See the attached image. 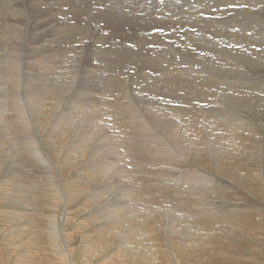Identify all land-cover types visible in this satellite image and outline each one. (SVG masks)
<instances>
[{
    "label": "rangeland",
    "instance_id": "obj_1",
    "mask_svg": "<svg viewBox=\"0 0 264 264\" xmlns=\"http://www.w3.org/2000/svg\"><path fill=\"white\" fill-rule=\"evenodd\" d=\"M65 1V2H64ZM72 1V2H70ZM101 1V2H100ZM104 0H63L64 2V6L63 4L56 7L55 9H51L50 10V13L52 14H48L46 15L47 16V19H46V22H47V25L42 28L41 30L48 32L51 34L56 33L54 36L52 35L51 36V40H52V43H54V45H52L50 51H51V55L49 56L48 54H41V55H45V56H41V55H37L36 54H31L30 53V50H26L25 48V42L27 41L26 39L29 38L30 34H29V29L27 27H29L28 25H30V20L33 19V23L34 24H37L39 22L42 21V19H38L36 20V17L35 15L38 14V11L36 9V5L33 3L34 1L33 0H18V5H17V9L20 10H16V14L18 19H17V22L16 23H12L14 24V26L12 24H7L9 25V27L7 28H4L3 30L0 29V51H2L0 54V60H4L3 62H0V65H3L0 67V78L1 80L3 79L4 82L8 81L9 78H11L10 81H8V83H4L3 80L0 82V96L1 100H0V121L2 120H8V121H3L0 123V264H139V262L135 261V260H130V261H127L128 258H130L127 254V251H126V248L124 247V245L122 246V249L119 250V251H116L118 245H119V238L116 237L114 234H112L113 236V239H111V237L108 235L106 236V238L104 239V241L102 243H97L96 241H101L100 240V232H99V229H102V227H105L104 225H112V223L110 224V221L113 222V223H116L118 224V222L116 221H112L114 220L115 217H112L113 215L115 216V212H114V207L115 205L119 204V206L121 207H124V209L126 210V208L128 209L126 211V214H132V211L135 210V208L137 209L138 206L140 205V203L142 204V202H151L152 204H154V206L156 205H163V206H166L168 205V202H154V200H152L150 197L147 199L148 197V193L144 192L143 190L140 191V193H144L142 194V196L144 197H140V193L139 190L138 192H136L134 189L137 190V187L141 186L143 181L147 179V177L150 175H147V177H145L144 179V173L143 171H140L142 169H146V168H149V166H145L143 164L144 167H142V165L140 163H142V161L137 158L135 155L134 152L130 151L132 150L131 146L129 149L128 145L125 144L124 142V145H126V147L121 143V141H125V134H123L122 136V132L124 133V129H121L123 127L119 126V124H117L118 126L116 127L115 123L113 122V112L115 114V116L117 115L115 112L119 109V111H121V109L123 108V103H125V101H123L124 99L122 98L121 99V96H119L120 94L117 95V91L114 89V88H111V87H108L106 88L105 90L107 91H103V84H101L100 86L98 85L97 89H98V92L96 93V95L91 98H95L93 100H88L90 101L91 105L93 106H97L96 108L99 109V112L98 114L95 115L96 118H98L100 121L99 123L100 124H97L96 121L95 123L99 126L97 129H94V128H86L88 127L87 124H89V122L87 120H90V116H86V112L84 113L85 115L83 114H77V112L74 113V115L72 117H69V116H64L62 115V110L65 108V107H68V106H73V107H76L77 109L79 110H86V108L84 109L83 107H81L83 105L82 101L84 99H86L85 97H81V96H84L86 95V93H80V94H77L76 90L78 89L76 86L78 85V87H84V85L82 84L83 80H84V75L83 73H80L79 71H72L71 69H69V60L70 57H74V51H70L72 49V46H76V47H79V48H83L82 51L84 52H81V64L79 67H77V69L79 70H82V71H87L90 73V75L93 77L94 81H96L97 79H100V77L104 80H108V79H116L117 80H122L124 81V85H127L131 91V95L132 96H136L138 98H141V97H144V98H148V100H150V102L153 100V101H163V99H168V100H165V104L167 105H170V106H182L181 104H183V102L181 101V99L179 98H176V96L172 97V96H161V95H157L153 90L147 88V81H146V78L145 77H155L156 79H163L165 77V75L163 74L164 71H172L173 69H179V68H182V69H186L188 65V67H190L189 69L192 70V74L193 72L195 73L194 69H199V67L201 68L200 70V74L201 76L203 77L205 74L206 75H209L213 72V70H217L219 67H226L227 69H230L231 66L233 69L235 65H238V64H242L244 62V60L247 61V58H248V61L252 64H251V67L253 68L252 70H247L248 73H252V75H254L256 77V79H264V20H262L263 22L261 23V19L264 18V10L262 11V7H259L258 5H252L254 3L253 0H250L249 2L251 3H248V1L245 3V1L243 0H233L231 2H229L228 0H172L173 1V4L174 6H170V4L166 3L168 2L169 0H151L149 2V0H105V4L103 2ZM121 2L122 5L125 7L124 11L125 12H131L130 13V17L131 19H134L135 21H137V23L135 22L134 24V27L135 28H130V26L128 25H121V28L123 27V30L127 33H119V35H117L115 32L113 33V30H114V27L111 25L110 27L108 26H105L104 23H99L98 25H94L93 26V22L90 20V16L85 12V9L88 8L89 6L92 7V5H94L93 7H95L96 9H100V10H105L108 6H110L111 4H117L118 2ZM128 1V2H127ZM160 1V2H159ZM188 1V2H187ZM196 1V4L195 2ZM201 1V2H200ZM203 1V2H202ZM218 1V2H216ZM221 1V2H220ZM22 2V3H21ZM25 2V3H24ZM27 2V3H26ZM29 2H31L33 6H30ZM69 2V3H68ZM85 2V3H84ZM107 2V3H106ZM133 2V3H132ZM136 2V3H134ZM154 2V3H153ZM199 2V3H198ZM212 2V4H211ZM228 2V3H227ZM236 2V3H235ZM238 2V3H237ZM253 2V3H252ZM25 5H24V4ZM147 3V5H146ZM151 3V4H150ZM153 3V4H152ZM165 3V4H164ZM193 3V4H192ZM199 6H198V4ZM206 3V4H205ZM220 4L218 6V4ZM225 3V4H224ZM240 3V5H239ZM244 3V4H243ZM97 4V5H96ZM129 4V6H128ZM164 4V5H163ZM211 4V5H210ZM231 4V5H230ZM243 4V5H241ZM28 6L27 8L24 7V6ZM67 5V6H66ZM80 5V7H79ZM151 5V6H150ZM168 5V6H167ZM175 5H179L180 8H177V6ZM183 5V6H181ZM187 5V6H186ZM198 6V9H201V11H199L197 8ZM202 5V6H201ZM211 7H210V6ZM228 5V6H227ZM245 5V6H244ZM19 6V7H18ZM22 6V7H20ZM74 6V8H73ZM135 6V7H134ZM159 6V7H158ZM166 6V7H165ZM178 6V7H179ZM189 6V7H188ZM207 6V7H205ZM221 6V7H220ZM223 6V7H222ZM248 6V7H247ZM256 8H255V7ZM34 8V10L32 9ZM82 7V8H81ZM165 7V9L163 8ZM174 7V8H172ZM201 7V8H200ZM210 7V8H209ZM218 7V8H217ZM26 8V9H25ZM64 8V9H63ZM80 8V9H79ZM171 8V10H169ZM187 10H186V9ZM203 8L205 9L204 11ZM231 9V11L228 10ZM239 8V9H238ZM246 8V9H245ZM248 8V9H247ZM258 8V9H257ZM260 8V9H259ZM22 9V10H21ZM74 9V10H73ZM82 9V10H81ZM163 9V10H162ZM168 9V10H167ZM176 9V10H175ZM178 9V10H177ZM182 9V10H181ZM223 9V10H222ZM226 9V10H225ZM256 9V10H255ZM58 10V11H56ZM64 10V11H63ZM67 10V11H66ZM77 10V12H76ZM138 10V11H137ZM165 10V11H164ZM194 10V11H193ZM196 10V11H195ZM208 10V12L206 11ZM225 10V11H224ZM234 10V11H233ZM239 10V11H238ZM247 11V14L244 12L242 14L243 11ZM250 10H255V12L253 11L254 13V17L253 15L251 16L252 19L249 18L248 14L249 12H252ZM75 11V12H73ZM79 11V12H78ZM83 11V12H82ZM170 11V12H168ZM181 11V13H180ZM241 12L240 14L237 13V12ZM259 11V12H258ZM35 12V13H34ZM65 12V13H63ZM138 12V13H136ZM149 12V13H148ZM161 12V13H159ZM167 12V13H166ZM176 12V13H175ZM184 12V13H183ZM201 12V13H200ZM220 12V13H219ZM227 12V13H226ZM234 12V13H233ZM236 12V13H235ZM34 13V14H33ZM56 13V14H55ZM61 13V14H60ZM70 13H73V14H70ZM75 13V14H74ZM82 15H81V14ZM133 13V14H132ZM148 13V14H147ZM158 13V15L156 14ZM170 13V14H169ZM173 13V15H172ZM175 13V14H174ZM178 13V14H177ZM190 13V14H189ZM28 14V16H27ZM55 14V15H54ZM59 14V15H58ZM65 14V15H63ZM67 14V15H66ZM85 14V15H84ZM193 14V15H192ZM199 14V15H197ZM233 14V15H232ZM237 14V15H236ZM247 16H246V15ZM24 15V16H22ZM30 15V16H29ZM52 15V16H51ZM79 20H77L78 18ZM142 15V16H141ZM160 15V16H159ZM162 15V16H161ZM166 15V16H164ZM22 16V18H21ZM27 16V17H26ZM33 16V17H32ZM49 16V17H48ZM51 16V17H50ZM54 16V17H53ZM65 16V17H64ZM137 16H140V17H137ZM164 16V20H163V17ZM173 16V17H171ZM175 16V17H174ZM181 16V17H179ZM182 16H185L182 18ZM187 16V17H186ZM256 16V17H255ZM24 17V18H23ZM28 17H30L28 20ZM32 17V18H31ZM143 17V18H142ZM155 17V18H154ZM171 17V18H170ZM246 17V19H245ZM58 18V19H57ZM60 18V19H59ZM76 18V20L74 19ZM138 18V19H137ZM139 18H140V21L143 22L141 24V22H139ZM148 18H153L155 23L153 22L152 25L154 26L153 28H149V27H144V28H141L140 25H144V20L148 19ZM168 18V19H167ZM181 20H179V19ZM189 20H188V19ZM192 18V19H191ZM197 20H196V19ZM205 18V19H204ZM231 18V19H230ZM238 20H236V19ZM249 18V19H248ZM258 18V19H257ZM48 19H52L55 21L53 22L52 20H48ZM72 19V20H71ZM176 19V21H175ZM187 19V20H186ZM200 19V21H199ZM211 20V22L209 20ZM230 20L229 22L227 21ZM235 21H234V20ZM244 19V20H243ZM19 20V21H18ZM26 20V21H25ZM35 20V21H34ZM160 20V21H159ZM173 20V21H171ZM203 20V21H202ZM208 20V21H207ZM213 20V21H212ZM241 20V22H239ZM249 20L252 22L250 23ZM29 21V22H28ZM38 21V22H37ZM50 21V22H49ZM52 21V22H51ZM57 21V22H56ZM159 21V22H158ZM162 21V22H161ZM181 21V22H180ZM183 21V22H182ZM200 23H199V22ZM226 21V22H225ZM235 23H234V22ZM238 21V22H236ZM248 21V22H245ZM27 24V26H25L26 24H24V27H23V23ZM57 24H56V23ZM68 22V23H67ZM76 22V24H74ZM79 22V23H77ZM87 22V23H86ZM167 22V24H166ZM177 22V23H176ZM189 22V23H188ZM204 22V23H203ZM207 22V23H206ZM211 24H209V23ZM223 22V23H222ZM231 22V23H230ZM11 23V21L9 22ZM51 23V24H50ZM59 23V24H58ZM63 23V24H62ZM73 23V24H72ZM160 23V24H159ZM175 23V24H174ZM216 26H214L213 25ZM217 23V24H216ZM221 23V24H220ZM225 23V24H224ZM226 23H229V24H226ZM240 23V24H239ZM245 23V24H244ZM254 23H257L259 24L258 26L261 28L258 29V26ZM50 24V25H48ZM82 24V25H81ZM84 24V25H83ZM87 24V25H86ZM190 24V25H189ZM204 24V26H202ZM209 24V26H208ZM233 24V25H232ZM238 24V25H236ZM11 25V27H10ZM53 25H56V27H54ZM63 25V26H62ZM73 25L74 28L72 27ZM81 25V27H80ZM198 25V26H197ZM219 25V26H218ZM224 25V26H223ZM227 25V27H226ZM230 25V26H229ZM243 25V26H242ZM253 25V26H252ZM1 26V24H0ZM49 26V27H48ZM59 26V27H58ZM65 26V27H64ZM78 26V27H77ZM85 26L89 29V30H99L100 27H105L101 33H100V36L102 37H106V38H109V40H105L104 43L102 44L101 42H98L96 44H93V45H90L89 43L87 42H90V41H78V39L80 38V40H83L84 37L88 34V29L86 28L85 29ZM140 26V27H138ZM164 26V27H163ZM170 26V27H169ZM183 26V27H182ZM211 26V27H210ZM222 26V28L220 27ZM232 26V27H231ZM234 26V28H233ZM238 26V28H237ZM249 26V27H248ZM251 26V27H250ZM256 26V27H255ZM58 27V28H57ZM63 27V28H62ZM67 27V29H66ZM71 27V28H69ZM94 27V28H93ZM108 27V28H106ZM129 27V28H128ZM169 27V28H167ZM177 27V28H176ZM180 27V28H179ZM205 27V28H204ZM210 30H209V28ZM220 27V28H219ZM226 27V30H224V28ZM248 27V28H247ZM254 27V29H253ZM2 28V26L0 27ZM17 28V30H13V29ZM27 28V29H25ZM48 28V29H47ZM50 28V29H49ZM65 28V29H64ZM69 28V29H68ZM79 29L80 33L77 31L76 32V29ZM83 28V30H82ZM111 28V30H110ZM173 28V29H172ZM203 28V29H202ZM213 28V29H212ZM221 30L219 31L218 30ZM233 28V29H232ZM236 28V29H235ZM241 28V29H240ZM256 28V29H255ZM7 29V30H6ZM12 29V30H11ZM52 29H54L55 31H52ZM62 29V30H61ZM85 29V30H84ZM167 29V30H166ZM176 29V30H175ZM178 29V31H177ZM208 29V30H206ZM213 31H212V30ZM224 31H223V30ZM228 29V30H227ZM247 29V30H246ZM258 29V31H257ZM25 30H27L26 32V35H25ZM60 30V31H59ZM64 30H67V34ZM70 30H73L75 33L73 34L72 31ZM112 31L111 33L109 31ZM143 30V31H142ZM203 30V31H202ZM239 30V31H238ZM243 30V31H242ZM255 30V31H254ZM2 31H4V35L5 37L3 36V33ZM17 31L16 33V37H15V32ZM20 31V32H18ZM24 31V34L23 32ZM64 32V35L62 34V32ZM83 31H85V33L87 32V34L85 35L83 33ZM133 31V32H132ZM215 31V32H214ZM218 31V32H217ZM226 31V32H225ZM228 32V34H226ZM235 31V33L233 32ZM242 31V34L241 32ZM249 31V32H248ZM258 32L260 31V34L256 35L255 32ZM7 32V33H6ZM10 32V33H9ZM11 32L12 34L14 35H11ZM22 32V33H21ZM71 34H70V33ZM129 32V35H127ZM144 32V33H143ZM172 32V33H170ZM189 32V33H188ZM197 32V33H196ZM201 37H200V35ZM204 32V33H203ZM223 34H222V33ZM225 32V33H224ZM237 32H239L240 34H238ZM246 32V33H244ZM256 36H254L252 33ZM19 33V34H18ZM61 33V34H60ZM79 33V34H77ZM83 33V34H81ZM103 33V34H102ZM110 33V34H109ZM138 33V34H136ZM154 33H158L157 35ZM162 33H165V34H162ZM175 33V34H174ZM206 33H209V34H206ZM213 35H212V34ZM59 34V35H58ZM70 34V35H69ZM116 34V35H115ZM140 34V35H139ZM154 36H153V35ZM171 36H170V35ZM216 34V35H215ZM226 34V35H224ZM237 35V39H234L233 37L229 38V35L233 36V35ZM244 34H246L244 36ZM263 34V35H262ZM2 35V36H1ZM11 36V39L9 38ZM19 35V36H18ZM23 35V36H22ZM89 35V34H88ZM142 35V36H141ZM176 37H175V36ZM189 37H188V36ZM194 35V36H193ZM223 37H222V36ZM240 35V36H239ZM250 35V36H249ZM262 35V36H261ZM26 36V38H25ZM76 38H74V37ZM81 36V37H80ZM111 36V37H110ZM126 36V38H125ZM136 36V38H135ZM137 36L139 37L138 39H140L141 37L143 38L142 41L141 39L138 40L137 39ZM165 36V37H163ZM179 36V37H178ZM203 36V37H202ZM217 36L219 37L217 39ZM228 36V37H227ZM246 36H248L247 38H245ZM259 36V37H258ZM18 37V38H17ZM55 37V39H54ZM60 37V38H59ZM62 37V38H61ZM72 37V38H70ZM83 37V38H82ZM126 41H125V39ZM132 37V38H131ZM156 37V38H155ZM162 37V38H161ZM188 37V38H187ZM193 37V39L191 38ZM195 37V38H194ZM204 37L206 39H209L210 37V43H209V40L206 41V39L204 40ZM244 37V38H243ZM251 37V39H250ZM254 37V38H253ZM2 38V39H1ZM8 38V39H7ZM16 38L18 40H16ZM25 38V39H24ZM53 38V39H52ZM58 38V39H57ZM69 38V39H68ZM114 38V39H113ZM153 38V39H151ZM164 38V39H163ZM169 38V39H168ZM187 38V40L185 39ZM198 38H200L201 40H199ZM223 39V41L220 40ZM246 40L247 42H245L244 40ZM253 38V39H252ZM261 38V40H260ZM263 38V39H262ZM4 39V40H3ZM6 39V40H5ZM13 39V40H12ZM21 39V40H20ZM24 39V40H23ZM67 40L66 42L64 41ZM73 39V40H72ZM120 39V40H119ZM132 39V40H130ZM150 39V40H149ZM185 39V40H184ZM197 39V42H194L196 41ZM203 39V40H202ZM213 39V40H211ZM225 39H227L225 41ZM229 39V40H228ZM257 39V40H256ZM8 40L10 42H8ZM15 40V41H14ZM55 40V41H54ZM63 40V41H62ZM72 40V41H71ZM76 42H75V41ZM129 40V41H128ZM154 40L155 42H157V45H155V42L152 41ZM162 40V42H161ZM178 40V41H177ZM234 40V41H233ZM244 41V42H241ZM252 40L250 43H249V46H248V42ZM255 40V42H254ZM7 41V42H5ZM12 41H13V44H12ZM22 41V42H21ZM24 41V42H23ZM62 41V42H61ZM70 41V43H69ZM108 41V42H107ZM110 41V42H109ZM112 41V44H110ZM116 41V42H115ZM123 41V42H121ZM133 41V42H132ZM137 41V42H135ZM141 42V45L139 44V42ZM160 41V42H159ZM171 41V42H169ZM183 41V42H182ZM214 41V43H213ZM221 43H219V42ZM259 41V42H257ZM261 41V42H260ZM20 42V43H19ZM65 45H64V43ZM79 42V43H78ZM86 42V43H85ZM146 42V43H145ZM150 42V43H149ZM159 42V43H158ZM192 42V43H191ZM202 44H201V43ZM212 42V43H211ZM241 42V43H240ZM253 42V43H252ZM257 42V43H256ZM58 43V45L56 44ZM106 43V44H105ZM108 43V44H107ZM115 43V44H114ZM123 43V44H122ZM131 43H133L131 45ZM143 43V45H142ZM145 43V44H144ZM152 43V44H151ZM154 43V44H153ZM182 43H186L185 46L184 44ZM194 45L192 46L191 44ZM205 43V44H203ZM226 43V44H225ZM239 43V44H238ZM247 43V44H246ZM24 44V45H22ZM79 44V46H78ZM84 44V45H83ZM98 44V45H97ZM115 46H114V45ZM122 44V45H121ZM179 45V47L175 46V45ZM190 44V45H189ZM198 44V45H197ZM207 44L212 45L211 47H208ZM215 44H219V45H216L214 46ZM234 44V45H232ZM246 44V45H245ZM253 44V45H252ZM259 44V45H258ZM18 45H22V46H18ZM63 49H61V46ZM70 47H69V46ZM80 45L82 47H80ZM90 45V47H89ZM97 47H100L101 49L103 50H107L108 51H112L115 50V51H120V52H123V51H127L126 54L128 53V55L130 54V52H128V49L133 53V56L131 57H128V55L126 54H122L123 55V61L120 59V60H113L114 62H119L117 63V66L116 64H112V66H110L108 63L106 64L105 61H108L109 59L105 58L104 56H98V54L94 53V55L92 54V52H90L93 48H96ZM100 45V46H99ZM107 45V46H106ZM110 45V46H109ZM125 45V46H124ZM134 45V46H133ZM148 45V46H147ZM166 45V46H164ZM173 45V47H172ZM181 45V46H180ZM200 45V46H199ZM205 45V46H204ZM236 45V46H235ZM243 45V46H242ZM57 46V47H56ZM58 46L60 47V50L58 48ZM67 46V48L65 47ZM102 46V47H101ZM114 46V47H113ZM118 46V47H117ZM126 46H127V49H126ZM150 46V47H149ZM157 46V47H156ZM163 48H162V47ZM197 46V47H196ZM202 46V47H201ZM218 46V48H217ZM220 46V48H219ZM229 46V47H228ZM248 46V48H247ZM261 46L263 48H261ZM21 47V48H20ZM69 47V48H68ZM104 47V48H103ZM110 49H109V48ZM120 47H123V48H120ZM125 47V48H124ZM138 47V48H137ZM145 47V48H144ZM149 49H148V48ZM152 47V48H151ZM153 47H155L153 49ZM161 47V48H160ZM184 47V48H183ZM191 47V48H190ZM196 47V48H194ZM202 49V51L200 52L199 49L200 48ZM255 47V48H253ZM257 47V48H256ZM85 48V50H84ZM87 48V49H86ZM92 48V49H91ZM120 48V49H119ZM133 48V50H132ZM181 49H184V50H180ZM199 48V49H197ZM221 48H222V51H221ZM224 48V49H223ZM241 48V50H240ZM250 48V49H249ZM252 48V49H251ZM54 49V50H53ZM70 49V50H69ZM91 49V50H90ZM135 49V50H134ZM142 49V50H140ZM147 49V50H146ZM151 49V50H150ZM161 49V50H160ZM200 49V50H201ZM205 52H204V50ZM248 49V50H247ZM13 50V51H12ZM22 50V52H21ZM55 50H57L55 52ZM63 50V51H62ZM69 50V51H68ZM90 50V51H89ZM150 50V51H149ZM153 50V51H152ZM172 52H171V51ZM187 50V51H186ZM194 50H197V51H194ZM209 50V51H208ZM229 50L230 53H229ZM260 50V52L258 51ZM6 51V52H5ZM19 51V52H18ZM62 51V53H61ZM66 51V52H65ZM80 51V50H79ZM88 53V51L90 53ZM139 51V53L141 54V56L139 55V53L136 52ZM145 51L146 53L147 52H150V53H147L145 54ZM161 51V53H160ZM167 51V52H166ZM180 51V52H178ZM192 51L194 53H192ZM199 51V52H198ZM225 53H224V52ZM247 51L249 53H247ZM258 51V52H257ZM263 51V52H262ZM5 52V53H4ZM63 52L67 53L65 54L67 56L68 59H66L65 55H63ZM71 52V53H69ZM73 52V53H72ZM145 54H143V53ZM170 52V53H169ZM199 55V58L197 56V53ZM211 52H215L214 55L213 53ZM221 54H220V53ZM56 53V55L54 54ZM59 53V54H57ZM192 53V55H191ZM202 53V54H200ZM210 53V55H208ZM224 53V54H222ZM241 53V54H240ZM3 54V55H2ZM11 54V56L13 58H10L11 56L9 55ZM54 54V55H52ZM62 54V55H61ZM70 54V55H69ZM73 54V55H72ZM92 54V55H91ZM143 54V55H142ZM158 54V55H157ZM173 54V55H171ZM190 54V55H189ZM245 54V55H244ZM251 54V55H250ZM253 54V55H252ZM257 54H260V55H257ZM9 56L8 58H6L5 56ZM47 55V56H46ZM83 55V56H82ZM93 57L94 58H91L89 56ZM126 55V56H125ZM187 55V56H186ZM189 55V56H188ZM195 55V56H194ZM201 55V56H200ZM222 56V60L221 58L219 59V56ZM237 55V56H235ZM239 55V56H238ZM243 55V56H242ZM17 56V57H16ZM26 57V58H23V57ZM34 56V57H32ZM49 56V58H48ZM86 56H87V59H86ZM97 56V57H96ZM153 58H152V57ZM192 56V57H191ZM217 56V58H216ZM220 56V57H221ZM235 57V60L234 58ZM241 56V57H240ZM256 57V58H253V57ZM5 57V58H4ZM36 57V59H35ZM42 57V58H41ZM44 57V58H43ZM47 57V58H46ZM59 57V58H58ZM65 57V58H64ZM125 57V58H124ZM145 57V58H144ZM149 60H148V58ZM156 57V60H154ZM165 57V58H164ZM172 57V58H171ZM190 57V58H189ZM196 57V58H195ZM215 57V58H214ZM230 57V58H229ZM252 57V58H250ZM260 57V59L258 58ZM46 58V59H45ZM96 58V60H94ZM100 58V60H99ZM112 58V57H111ZM130 58H132V61ZM135 58V59H133ZM169 58V59H167ZM174 58V59H173ZM207 59V60H204V59ZM210 58V59H209ZM211 58L212 60L214 59V61H211ZM242 58V59H241ZM10 59L12 61H10ZM31 59V61H30ZM35 59V60H34ZM41 59V60H40ZM67 60V61H64ZM74 59V58H73ZM143 61H142V60ZM151 59V60H150ZM171 59V60H170ZM187 59H194L192 62H188ZM201 59V61H200ZM210 61H209V60ZM219 59L221 62H219ZM229 59V61H228ZM242 61H241V60ZM244 59V60H243ZM22 60V61H21ZM29 60L30 64H28L29 62L27 61ZM33 60V61H32ZM102 60V61H101ZM136 60V61H135ZM153 60L155 61V65L152 67L151 64L153 62ZM165 60V62H164ZM168 60V61H167ZM204 60V61H203ZM227 60V61H226ZM232 60V61H231ZM263 60V61H262ZM25 61V62H24ZM40 61V62H39ZM43 61V62H41ZM47 61V62H46ZM92 61V62H91ZM104 61V62H103ZM111 61V59L109 60ZM138 61H141V64L140 62ZM146 61V62H145ZM151 63H150V62ZM162 62V63H159V62ZM181 61V63L179 62ZM183 61V62H182ZM200 61V63H199ZM216 61V62H215ZM238 64H237V62ZM241 61V62H239ZM256 62L258 61V64L255 65L256 63H253V62ZM8 62V63H7ZM20 62V64H19ZM113 62V63H114ZM122 62V64H121ZM132 62V63H131ZM133 65V63H135ZM146 64H145V63ZM149 62V63H147ZM172 62V63H170ZM200 65H198L197 64ZM203 62V63H202ZM211 64H210V63ZM219 62V63H217ZM231 62H235V65H233ZM248 62V63H249ZM263 62V63H262ZM4 63V64H3ZM7 63V64H5ZM12 63V64H11ZM33 63V64H32ZM34 63L36 64L35 66H39V67H36L35 69V66H34ZM39 65H38V64ZM44 64V66L42 64ZM92 63V64H91ZM169 65H168V64ZM180 63V64H179ZM193 63H195L193 66ZM213 63V64H212ZM217 63V64H216ZM230 63V64H229ZM14 64V66H13ZM19 64V65H18ZM48 64V65H47ZM121 64V65H120ZM138 64V65H137ZM145 64V65H144ZM149 64V65H147ZM172 64V65H171ZM197 64V66H196ZM203 64V65H201ZM215 64V65H214ZM232 64V65H231ZM254 64V65H253ZM12 65V66H11ZM19 67H18V66ZM33 65V66H32ZM42 65V66H40ZM86 65V66H85ZM101 65V66H100ZM108 65V66H107ZM114 65L116 66V68L114 67ZM123 65V66H122ZM125 65V66H124ZM137 65V66H135ZM143 66L144 67H147V68H142L140 69V66ZM147 65V66H146ZM167 65V66H166ZM175 65V66H174ZM185 65V66H184ZM212 65V66H211ZM218 65V66H217ZM219 65H222V66H219ZM225 65V66H224ZM231 65V66H230ZM6 66V67H5ZM9 66V67H7ZM22 66V67H21ZM29 66V67H27ZM93 66H96L98 68L96 69H103L105 71L100 72V71H97L98 74H95V67ZM104 66V67H103ZM119 66V67H118ZM148 66H151V67H148ZM170 66V67H169ZM173 66V67H171ZM228 66V67H227ZM256 66V67H255ZM5 67V68H4ZM12 67H13V70H12ZM15 67V68H14ZM44 67V68H43ZM85 67H87L89 70H86ZM112 67V68H110ZM121 67V69H120ZM142 71H140L138 68ZM185 67V68H184ZM195 67V68H194ZM203 67V68H202ZM257 67H259L257 69ZM261 67V68H260ZM7 68V69H6ZM17 68V70L15 71V69ZM21 68V70H20ZM31 68V69H30ZM40 68H42L40 70ZM92 68H93V71H92ZM119 68V69H118ZM152 68V70L150 69ZM171 68V69H170ZM173 68V69H172ZM192 68V69H191ZM5 69V70H4ZM11 69V70H10ZM34 69V71H32ZM39 69V70H37ZM46 69V70H44ZM91 69V70H90ZM150 69V71H149ZM160 69V70H159ZM165 69V70H164ZM188 69V68H187ZM11 72H10V71ZM136 70V72L134 73V71ZM157 70V71H156ZM159 70V71H158ZM3 71V72H2ZM8 71V72H6ZM12 71L14 72V77L12 75H10L9 73L13 74ZM22 71V72H21ZM38 73H36V72ZM45 71V72H44ZM50 73V75L47 73ZM113 71V72H112ZM138 71V72H137ZM206 71V72H205ZM210 71V72H209ZM27 72V74H26ZM35 72V73H34ZM42 72V73H41ZM69 74H68V73ZM78 72V74L76 75V73ZM106 72V74H105ZM108 72H112L111 75H108L107 73ZM158 72V73H157ZM203 72V73H202ZM257 72V73H256ZM7 75H5V74ZM20 73H23V74H20ZM47 73V77H45V74ZM149 73V74H148ZM153 73V74H152ZM208 73V74H207ZM7 77H5L4 79V75ZM26 74V75H24ZM59 74V75H58ZM121 74V75H120ZM126 74V75H125ZM133 74V75H132ZM135 74V75H134ZM147 74V75H146ZM157 76H156V75ZM204 74V75H203ZM22 75V76H21ZM34 76V78L32 79V77ZM41 75V76H39ZM44 75V76H43ZM54 75V76H53ZM62 75V77H61ZM80 75V76H79ZM90 75H87V78H90ZM94 75V76H93ZM101 75V76H100ZM153 75V76H152ZM194 75V74H193ZM192 75V76H193ZM250 75V74H249ZM30 76V78H29ZM44 78H43V77ZM74 76H75V80H74ZM133 76V77H132ZM142 76V77H141ZM160 76H162L161 78H159ZM164 76V77H163ZM259 76V77H257ZM16 77V78H15ZM25 77V78H23ZM41 77V78H40ZM52 77V78H51ZM54 77V78H53ZM58 77V78H57ZM61 77V78H60ZM63 77H65L63 79ZM70 77V78H69ZM136 77V78H135ZM201 77V78H202ZM261 77V78H260ZM14 80H13V79ZM17 78H21V82L19 79ZM37 80H34L36 79ZM40 78V79H39ZM46 78V79H45ZM50 78V79H49ZM73 78V79H72ZM15 79L17 80V82L15 81ZM54 79V80H52ZM56 79V80H55ZM60 79V81L58 80ZM135 79V80H134ZM142 79L143 83L142 82ZM34 80V81H33ZM41 80H42V83H41ZM62 80V81H61ZM68 80V81H67ZM137 80V81H136ZM139 80V81H138ZM13 83H12V82ZM30 81V82H28ZM40 81V84L38 85L37 83H39ZM49 81V82H47ZM52 81V83H50ZM55 81V82H53ZM68 82L67 84L65 82ZM130 81V82H129ZM135 81V82H134ZM46 82H47V85H46ZM57 82V83H56ZM63 82V83H62ZM79 82V84H78ZM140 82V84L138 83ZM264 82V80H263ZM4 85H3V84ZM10 83V84H9ZM15 83V84H14ZM22 83H24V87L22 85ZM26 83V84H25ZM56 83V86H54ZM59 83V84H58ZM62 83V84H61ZM64 83H65V86H64ZM132 83V84H131ZM137 83V85H136ZM142 83V84H141ZM204 84V86H199L198 89L201 91V89H203L204 87V90L202 91H207L209 89V91H214V92H218V94H221V89H217L216 87H211L208 88L207 84H205V82H202ZM12 84V85H11ZM14 84V85H13ZM19 84V85H18ZM37 84V85H36ZM44 84V85H42ZM60 84L62 85V87H60ZM77 84V85H75ZM18 85V88H16V86ZM21 85V86H20ZM26 85V86H25ZM27 85H28V88H27ZM32 85H35V86H32ZM49 85L50 88H49ZM119 87H121L119 84H117ZM123 85V86H124ZM11 86V88H10ZM20 86V87H19ZM32 86V88L30 87ZM36 86L38 87L37 89L39 90L42 86H44L41 90L43 91L41 93V91L39 92L37 89V91L35 90L36 93H33L34 91V88H36ZM41 86V87H40ZM53 86V87H52ZM61 88H59V87ZM75 86V87H74ZM122 86V87H123ZM141 86V87H140ZM12 87H14L12 89ZM48 87V88H46ZM102 87V88H100ZM132 87V88H130ZM203 87V88H202ZM6 88V89H5ZM16 88V89H15ZM23 88V89H22ZM48 89L46 91V89ZM52 88H55L54 90ZM59 88V90H58ZM139 88V90H138ZM169 88V87H168ZM27 89V94H26V91L23 92V90ZM29 89V90H28ZM31 89V90H30ZM44 89H45V92H44ZM71 89V90H70ZM100 89V91H99ZM211 89V90H210ZM3 90V91H2ZM15 90V92H14ZM18 90V92H17ZM51 90V91H50ZM58 90V91H57ZM62 90V91H61ZM74 90V91H73ZM165 90H169V92L171 93H175L177 91H175L174 89H167L165 88ZM232 92H231V91ZM236 90V91H235ZM240 88H234L233 89H228L227 90V95H234L233 97L238 96L239 95V92H240ZM32 91V92H31ZM55 91V92H54ZM72 91V92H71ZM233 91H235L233 93ZM244 93H246L247 90H244ZM3 92H5V95L4 93L2 94ZM7 92V94H6ZM10 92V94H9ZM14 92V96L16 94H20L18 97L16 98H11L9 99V97H11V93ZM17 92V93H16ZM47 92V93H46ZM61 92V93H58ZM65 92V93H64ZM137 92V93H135ZM141 92V93H140ZM146 92L145 94H142ZM150 92V93H148ZM31 93V94H29ZM41 93V94H40ZM44 93V94H43ZM50 93V94H49ZM53 93V94H52ZM57 93V95H56ZM64 93V95H63ZM74 93L76 95H74ZM134 93V95H133ZM236 93V94H235ZM255 94H258L255 98H249V100H247L246 98L244 100L242 99H239V102H242L244 103H239V105L242 104V106H246V103L251 106H246L247 108L250 107V109L253 111H255L254 113L250 110H244L243 108H239L237 107V109L241 112L240 116H242L245 120H247L249 123L251 122L253 124V122L255 124H253L252 126L255 127L254 128V133H253V136L256 138V140H258V145L261 146L259 149H261L258 153H257V150H253L255 151L254 153H257L259 157V159H257L256 161L258 162V164H255L254 161H250L251 159H246V160H243V159H239V160H233L231 162V158H228V162H227V159H226V162L224 161L223 164L219 165L217 162H215L214 160H209L210 164L211 165H206L205 161L206 160H203L202 161V158L200 157H197L195 156L194 154L197 153L194 152V150H181V151H184L186 152V155L190 154V156L188 155V157L190 158L188 161V165L185 166V169H189L191 170L192 168L195 169V170H198V171H201V173L203 174H208L211 178H213V180H215L217 182V184L219 183V185L221 186L219 189V191L221 193H219L218 189H216V186L212 185V184H205L202 186L203 189H205V191L208 189V193H210L209 195H211L210 197H213V201L215 204H217L218 207H222V208H236L237 211L239 212H246L248 211V215L255 220V221H260V219H263L264 220V93H256L254 92ZM23 94V95H22ZM29 94V95H28ZM36 94V95H35ZM48 94V95H47ZM73 94V95H72ZM83 94V95H82ZM152 94V95H150ZM177 95H183V93L179 92V93H176ZM194 94V93H193ZM7 95V96H6ZM25 95V96H24ZM38 95H40L41 97H39ZM46 95V96H44ZM80 95V96H79ZM4 96H6L5 98H3ZM31 96V99L32 101L30 100V97ZM49 96H52V97H49ZM70 96V97H69ZM75 96V97H74ZM78 98H77V97ZM100 96V97H99ZM102 96V98H101ZM119 96V97H118ZM151 96V97H149ZM157 96V97H156ZM161 96V97H160ZM194 96V97H193ZM191 96V102H199L202 103V105L206 106V104H208L207 102L209 101L210 98L214 99L216 97H211V96H208L207 98L208 101H201L199 99H201V96H198L196 93L195 95ZM198 96V97H197ZM261 96V97H259ZM22 97V98H21ZM24 97V98H23ZM27 97V98H26ZM28 97H29V100H28ZM34 97L36 99H34ZM38 97V99H37ZM49 97V98H48ZM55 97V98H54ZM73 97V98H71ZM99 100H96L97 98ZM154 97V98H153ZM158 99H156V98ZM204 98V96H202ZM263 97V98H262ZM9 99L8 100H6ZM17 98H19L17 100ZM71 98V99H70ZM80 98V99H79ZM150 98V99H149ZM160 98V99H159ZM172 98V99H171ZM198 98V100H197ZM219 98V97H218ZM4 99V100H3ZM16 99V100H15ZM21 99H23L22 103H21ZM43 99V100H42ZM47 99V100H46ZM50 99L51 103H49V100ZM76 99L79 101L77 102ZM87 99L88 96H87ZM170 99V100H169ZM251 99V100H250ZM253 99V100H252ZM263 99V100H262ZM59 100V102H58ZM69 100V101H68ZM74 100V101H73ZM215 100V99H214ZM247 100V102H246ZM259 102H258V101ZM4 101V102H3ZM11 101V103H10ZM12 101L15 102V105H14V102L12 103ZM31 101V102H30ZM37 101V102H35ZM43 101V102H41ZM48 101V102H47ZM55 101V102H54ZM96 101V103H95ZM120 101V102H119ZM174 101V102H173ZM223 101V99H222ZM249 101V102H248ZM250 101H252V104L250 103ZM262 101V102H261ZM5 104H3V103ZM18 102V103H17ZM28 102V103H27ZM30 102V103H29ZM34 102V103H33ZM67 102V103H66ZM69 102V103H68ZM73 102V103H72ZM168 102V103H167ZM177 102V103H176ZM238 102V100L236 101ZM255 102V103H254ZM258 102V103H257ZM23 103H24V106H23ZM47 103V104H46ZM71 103V105H70ZM78 103V104H77ZM103 103V104H102ZM129 103V102H128ZM131 104H128V106H134L135 110L136 108L140 107V104L138 103H132L130 102ZM174 103V104H173ZM257 103V105H255ZM10 104V105H9ZM18 104H21L22 107H24V109L19 106ZM30 104V105H29ZM32 104V105H31ZM33 104H34V107H33ZM40 104V105H39ZM50 104V105H49ZM66 104H68L66 106ZM76 106H75V105ZM134 104V105H133ZM138 104V105H137ZM238 104V103H237ZM260 104V105H259ZM47 105V107H46ZM63 105V106H62ZM99 105V106H98ZM223 105L225 106L226 105V108L229 109L230 106H228V104H226L224 101H223ZM255 105V106H253ZM6 106V108H5ZM13 106V107H12ZM15 106V107H14ZM17 106V109H20L22 108L20 111L21 113H11V112H14V108H16ZM37 108H36V107ZM43 106V107H42ZM46 109H44L45 107ZM84 107L88 106L87 105H83ZM138 106V107H137ZM241 106V107H242ZM4 107V108H2ZM10 107V108H8ZM26 107V108H25ZM30 107V108H28ZM41 108V109H38ZM50 107V108H49ZM80 107V108H79ZM107 107L109 109H107ZM256 107V109H255ZM263 109H262V108ZM13 108V109H12ZM35 108V109H33ZM63 108V109H62ZM101 108V109H100ZM254 108V109H252ZM259 108V109H258ZM4 109V110H3ZM12 109V110H10ZM28 109V111H27ZM30 109L32 110L30 112ZM43 109V110H42ZM52 109V110H51ZM89 109V108H87ZM139 110H141L140 108H138ZM8 110V111H6ZM46 110V111H45ZM51 110V111H50ZM146 109H142L141 111H137V114L138 116H143L145 119L146 117L143 115L147 113V111L145 112ZM243 110H244V113H243ZM42 111V112H41ZM49 111V112H48ZM108 111V112H107ZM145 113H144V112ZM256 111H259V112H256ZM38 115H37V113ZM49 114L47 115L46 114ZM53 112V113H52ZM143 114H142V113ZM248 114H247V113ZM252 112V113H251ZM261 112H263L262 114H260ZM11 113V114H10ZM28 115H27V114ZM41 113V114H40ZM136 113V112H135ZM139 113V114H138ZM259 113V114H258ZM6 114V115H5ZM21 114L23 117H24V124L23 123H20L19 125H17L19 122H21V120H19V122L17 121V117H19ZM31 114V115H30ZM35 114V115H33ZM43 114V115H42ZM141 114V115H140ZM244 114V115H243ZM18 115V116H17ZM52 115V116H50ZM82 115V116H81ZM103 115V116H102ZM147 115H150V114H147ZM2 116V117H1ZM36 116V118H35ZM43 116V117H42ZM47 116V117H46ZM50 116V117H49ZM56 116V117H54ZM106 116V117H105ZM141 116V117H142ZM150 116H153L154 115H150ZM159 118H158V117ZM260 116V117H259ZM263 116V117H262ZM11 117V118H10ZM13 117V118H12ZM46 117V118H45ZM142 117V119H143ZM155 117H157L159 120H164V119H167L165 117H161V115H155ZM247 119H246V118ZM252 117H253V120H252ZM52 118V119H51ZM67 118V119H66ZM87 120H86V119ZM163 118V119H162ZM173 120L175 119L174 117L172 116H168V119H172ZM12 119V121H11ZM15 119V120H14ZM17 119V120H16ZM32 119V120H31ZM46 119V120H45ZM58 119V120H57ZM71 119V120H70ZM84 121H83V120ZM102 119V120H101ZM144 119V120H145ZM41 123H40V121ZM57 120V122H56ZM68 122H66V121ZM80 120V122H79ZM104 120V121H103ZM111 120V122H110ZM176 120V119H175ZM251 120V121H249ZM260 120V121H259ZM16 121V122H15ZM35 121V122H34ZM53 121V122H52ZM74 121V122H73ZM83 121V122H82ZM104 124H103V122ZM116 121V120H115ZM258 121L260 123H258ZM44 124H43V123ZM46 122V123H45ZM48 122V123H47ZM63 124V126L59 125ZM66 122V123H65ZM77 122V124H76ZM88 122V123H87ZM109 122V123H108ZM144 122H147L145 123L146 127L148 129L151 130V132L154 134V136L156 138H158L160 136V134L158 135V133L156 134V132H153L152 129L154 128L155 131H159L158 129H156L155 127H153L152 125L149 124L148 120L146 119V121ZM262 122V123H261ZM3 123V124H2ZM8 123V125H7ZM10 123V124H9ZM13 123V124H11ZM26 123V124H25ZM51 123V124H50ZM84 123V124H83ZM112 123L115 125H112ZM117 123V121H116ZM258 123V124H257ZM7 126H6V125ZM24 127H23V125ZM27 124L29 125L27 126ZM50 124V125H49ZM69 124V126H68ZM84 126H83V125ZM150 126H149V125ZM263 124V125H262ZM44 125V126H43ZM48 125V126H47ZM59 125V127L57 126ZM73 125V126H71ZM110 125V126H109ZM112 125V126H111ZM149 127H148V126ZM5 126V127H4ZM12 126V127H10ZM26 126V127H25ZM107 128V130L104 128ZM107 126V127H106ZM262 126V127H261ZM47 127V128H46ZM49 127V128H48ZM58 127V128H57ZM79 127V129H78ZM152 127V128H151ZM26 130H25V129ZM61 128V129H60ZM69 129V132L67 129ZM85 128V129H84ZM111 130H110V129ZM170 128V129H169ZM167 129H169L171 132H169L167 129V131L165 132V136L166 138L169 140V141H165L166 143H169L171 141V143L173 142V139L171 138H174L173 136H175L174 134V130L172 127H169ZM263 128V129H262ZM53 129V130H52ZM64 129V130H63ZM72 129V130H71ZM76 131H75V130ZM81 129V130H80ZM88 129V130H87ZM90 129V130H89ZM104 129V130H103ZM115 129V130H114ZM118 129V130H116ZM153 129V130H154ZM22 130L24 131H29L30 130V136L27 135V133L29 134V132H22ZM45 130V131H44ZM50 132H49V131ZM67 130V131H66ZM77 130H80L81 132L84 131V133L86 134V137H85V134L83 133H79L80 131L77 132ZM86 130V131H85ZM100 131V132H97ZM114 130V131H113ZM121 130V131H119ZM259 130V131H258ZM66 131V133H65ZM94 131V133H93ZM96 131V132H95ZM108 132L109 136L110 137H106L108 134L105 135V132ZM119 131V132H118ZM173 131V133H172ZM263 131V132H261ZM45 132V134L43 133ZM58 132V134H57ZM73 132V133H72ZM102 132V133H101ZM110 132H112L110 134ZM127 133V131H125ZM258 132V133H257ZM43 133V134H42ZM55 133V134H53ZM61 133V134H60ZM69 133V134H68ZM89 133H91L89 135ZM93 133V134H92ZM103 134V135H100ZM118 133H120L118 135ZM160 133V131H159ZM171 133L172 137H170L171 135H169ZM64 134V135H63ZM72 134V135H71ZM79 134V135H78ZM156 134V135H155ZM167 134V135H166ZM187 134H190L189 132ZM55 135V136H54ZM84 135V136H82ZM103 136L104 139H102V137L100 136ZM113 135V136H112ZM115 135V136H114ZM119 136L116 138V136ZM259 135V136H258ZM79 136V137H77ZM89 136H92V137H89ZM121 136V137H120ZM169 136V137H168ZM46 137V138H45ZM57 137V138H55ZM70 137V138H69ZM74 137V138H73ZM103 140H100V138ZM106 137V139H105ZM123 137V138H122ZM77 138V139H75ZM80 138V139H79ZM81 138H85L84 140L81 139ZM93 138V139H92ZM99 138V142H98V139ZM119 138V139H118ZM24 139V140H22ZM34 139V140H33ZM57 139V140H56ZM79 139V140H78ZM87 139V140H86ZM88 139L91 141H88ZM113 140V146H116V147H110L111 145V141ZM117 139V141H116ZM124 139V140H123ZM27 140V141H25ZM72 140V142H71ZM74 140H76L75 142H73ZM77 140L79 142H81V144L78 142L77 143ZM81 140V141H80ZM106 140H109L108 142H106ZM111 140V141H110ZM164 140L165 137H164ZM21 141V142H20ZM30 141V143H29ZM38 141V142H37ZM61 141V143H60ZM87 141V142H86ZM114 141L116 143H114ZM120 141V142H119ZM23 142V143H22ZM25 142V143H24ZM34 142V143H33ZM84 142V143H83ZM89 142L91 144H89ZM93 142V143H92ZM98 142V143H97ZM21 143V144H20ZM33 143V144H32ZM40 143V144H39ZM72 143V144H71ZM100 143V144H99ZM103 143L105 144L103 146ZM22 144H25L27 146H25V149L27 148V151H26V155L24 154V152H21L22 150H19L20 147H22ZM29 144V145H28ZM32 144V146L30 147V145ZM78 144V145H77ZM80 144V145H79ZM84 144V145H82ZM87 144V145H86ZM99 144V145H98ZM102 144V146H101ZM107 144H108V149H107ZM110 144V145H109ZM178 144H179V141H178ZM73 145V146H72ZM92 145V147H90ZM98 145V146H96ZM123 145V146H122ZM40 148H38V147ZM57 146V147H55ZM62 146V147H60ZM84 148H82V147ZM124 148H122V147ZM35 147V148H34ZM36 147L39 149L35 150ZM67 147V148H66ZM80 147L83 149H81L82 152H80ZM86 147V148H85ZM87 147H90L89 149H93L92 151L89 150ZM99 149H97V148ZM103 147V148H102ZM119 147L122 148L120 149L119 151ZM62 150H61V149ZM70 148V149H69ZM77 150L75 153L74 149ZM105 148V149H104ZM115 149L114 152L111 150V149ZM117 148V149H116ZM128 148V151L131 152L130 154L128 153L127 149ZM16 149V150H15ZM94 149H97V153H98V156L100 155L102 157V160L105 159L104 156H107L106 154H108L107 157H109V161H110V158L113 159L114 162L118 163L115 165L116 167L112 166V169L114 167V173L113 170L111 169V171H107L105 169H101V165H100V160H101V157L100 159L97 160V155H95L96 153V150ZM104 149V150H102ZM124 149V150H123ZM126 149V152L127 154L124 152ZM87 150V151H86ZM89 150V151H88ZM102 150V151H100ZM111 150V151H109ZM169 149H166L165 150H155L153 151L154 153H156L158 156L159 154H165L169 157H171L170 155H172L173 157V154H177V155H180V150H173V149H170L169 152H168ZM19 151V152H18ZM38 153H37V152ZM42 152L39 153V152ZM100 151V152H99ZM106 151V153H105ZM121 151L123 153H121ZM189 151V152H188ZM192 151V152H191ZM87 152V153H86ZM91 152H94V156H92L93 154H91ZM102 152V154H104L102 156V154H100ZM120 152V153H118ZM157 152H160V153H157ZM176 152V153H175ZM179 154H178V153ZM86 153V154H85ZM96 153V154H97ZM114 153V154H113ZM134 153V155H133ZM192 153V154H191ZM29 154L31 156H29ZM35 154V155H34ZM78 156H76V155ZM110 154L112 156H110ZM120 154H123V155H120ZM263 154V155H262ZM38 155V156H37ZM81 155V156H79ZM117 155V156H116ZM119 155V157H118ZM125 155V156H124ZM131 155V156H129ZM29 156V157H28ZM35 156V157H34ZM40 156V159L46 161L45 164L42 163V162H37V158ZM83 156V157H82ZM91 160V163H90V160L87 158V157ZM96 156V157H95ZM116 156V157H114ZM135 156V157H134ZM254 154L252 155V158H253ZM33 157V158H32ZM42 157V158H41ZM82 157V158H81ZM123 157V159H122ZM125 157V158H124ZM133 157V158H132ZM176 155L173 157L175 158ZM78 158H81V159H78ZM85 158V159H84ZM96 158V159H95ZM99 158V157H98ZM121 158V159H120ZM130 158V159H129ZM137 158V162L133 163L135 161V159ZM220 158V157H219ZM24 159V160H23ZM32 159V160H31ZM119 159V160H118ZM134 159V161H133ZM139 159V160H138ZM261 159V160H260ZM123 163H125V167H123L124 165H121L123 163H119L120 161ZM254 160V158H253ZM33 161V162H32ZM127 161V162H126ZM214 161V162H213ZM245 161V162H244ZM248 161V162H247ZM97 162V163H95ZM112 162V163H114ZM140 162V163H138ZM144 162V161H143ZM256 162V163H257ZM260 162V163H259ZM128 163V164H127ZM132 163V164H131ZM226 163V164H225ZM239 163V164H245V166H241L242 168H240V170H236L235 167L233 166H236V164ZM38 164V165H36ZM138 164L141 165V168H139ZM215 164V165H214ZM218 164V165H217ZM233 164V165H232ZM120 165V166H119ZM134 165V168L135 166L137 165L138 167V170L137 171V167H136V174H138V177L136 176V180H135V173H133V166ZM214 165V167H213ZM217 165V166H216ZM230 165V166H229ZM231 165H232V168H231ZM261 166L262 170H261V173L263 175V178H261L260 182L256 181L255 178H252L254 175L252 173V171L250 170V168H257L258 166ZM39 166V167H38ZM99 166V169H97L96 167ZM119 168H118V167ZM157 166V167H156ZM154 165V167L151 169L152 171H156L157 173L154 175L153 174V177H151L152 175H150V177L154 180H158V178H161L163 176V173H167V174H173L176 177H171L172 179H178V174H180V171L178 170V167L176 166V169L173 168L172 169H164L162 167H164V165L160 164L159 167L158 165ZM216 166V167H215ZM91 167V168H90ZM107 167L106 165L104 166V168ZM146 167V168H145ZM159 167V169H158ZM183 167V166H182ZM220 169V171H216V169ZM221 167V168H220ZM237 167V166H236ZM247 167V168H246ZM90 168V169H88ZM117 169V172H116V169ZM121 168H123L122 172H121ZM155 168V170H154ZM215 168V169H214ZM95 169V170H94ZM164 169V170H162ZM232 169V170H231ZM89 170V171H88ZM109 172V178L107 179L108 177V173L106 172ZM127 170V173H128V177H131L132 181L130 178H127L125 177L126 174H124L123 171H126ZM148 170V169H146ZM158 170V171H157ZM96 171L95 173H90V172H94ZM99 171V172H98ZM130 171H133V172H130ZM161 171V172H160ZM163 171V173H162ZM173 171V172H172ZM187 171V170H184V172ZM102 172V173H101ZM112 172V173H111ZM131 174H130V173ZM158 172H159V175H158ZM218 172V173H217ZM97 173V174H96ZM105 173V174H104ZM124 176H122L123 174ZM126 173V172H125ZM119 174L122 176H119ZM88 175L90 176L89 178H86V176L88 177ZM95 175V176H94ZM99 175V176H98ZM112 175H113V178H112ZM114 175L117 176V178L114 177ZM132 175V176H130ZM51 176V177H50ZM52 176L54 178H52ZM158 176V177H156ZM45 177V178H44ZM46 177H49V178H46ZM93 177V178H92ZM97 179H94L96 178ZM101 177V178H100ZM143 177V178H142ZM157 179H156V178ZM259 177V176H258ZM34 178V179H32ZM99 178V179H98ZM112 178V179H111ZM232 178V179H231ZM52 179V180H51ZM86 179V180H85ZM103 181H102V180ZM106 181H105V180ZM122 179V180H121ZM44 180V182H43ZM89 180V181H87ZM99 180V181H98ZM117 180V185L114 184V181ZM128 180V181H127ZM141 180V182H140ZM48 181V182H47ZM51 181H54L53 183ZM94 181V182H93ZM101 181V183H100ZM110 181V182H109ZM130 181V182H129ZM31 182V183H30ZM88 182V183H87ZM92 182V183H91ZM108 184H107V183ZM113 182V184H112ZM139 182V184L137 183ZM46 183V185H45ZM58 186V191L59 193H61V199H60V196L58 197V194H56L55 190L57 189V186ZM83 183V185H82ZM86 183H87V187H86ZM110 183V184H109ZM119 183V184H118ZM135 183H137L135 185ZM28 184V185H26ZM50 184V185H49ZM83 186H81V185ZM93 184V185H92ZM101 184V185H100ZM123 184V185H122ZM134 186H132V185ZM141 184V185H140ZM30 185H34V186H30ZM36 185V186H35ZM48 185V186H47ZM53 187H52V186ZM97 185V186H96ZM102 185H105L107 186L106 188H104L105 186H102ZM119 185V186H118ZM212 187H211V186ZM33 187L32 189L28 188V187ZM55 186V187H54ZM101 190L99 189L100 187ZM112 186V188H111ZM120 186L123 187L121 189L125 190L124 193L120 192V194L118 196H114L112 193L114 192L115 194V190L116 191H120ZM136 186V187H135ZM208 188H207V187ZM214 186V187H213ZM223 186V187H222ZM43 189H42V188ZM47 187V188H46ZM48 187H52L54 189V191L52 190V188H48ZM62 187V188H61ZM85 187V188H84ZM96 189H94V188ZM119 187V188H117ZM132 187V188H131ZM142 187V186H141ZM140 187V188H141ZM227 189H226V188ZM37 188V189H36ZM39 188V189H38ZM46 188V189H45ZM64 188V190H63ZM77 188H80V189H77ZM83 188V189H82ZM88 188V190H87ZM93 188V189H92ZM115 188V189H114ZM126 188V189H125ZM134 188V189H133ZM214 188V189H213ZM42 189V190H41ZM50 191H49V190ZM82 189V190H81ZM107 189V191L105 190ZM111 189V190H109ZM114 189V191L112 190ZM128 189V190H127ZM216 189V190H215ZM224 189V190H223ZM38 190V191H37ZM64 193L61 192V191ZM80 190V191H79ZM90 190V191H89ZM95 191V190H98L96 191L98 194L100 192L102 196H99L98 194H96V192H94L95 194L93 195V192L92 191ZM216 192H215V191ZM222 190L224 191V193L222 192ZM263 190V191H262ZM36 191V192H35ZM46 191V192H45ZM55 192V193H52L51 195L55 196V194L57 196H55V198L53 196L50 197V194H48L49 192ZM80 193H79V192ZM106 191V192H105ZM130 191H132V194H135L137 195V193L139 194L138 197L139 198H142L143 200H139V198L136 196V195H132L130 193H128ZM133 191H135V193H133ZM16 192V193H14ZM44 192V194L42 193ZM89 192L91 194V196L87 193ZM212 192V194H211ZM34 193V194H32ZM76 193H78L77 195H75ZM107 193V194H105ZM207 193V194H208ZM216 193V194H215ZM218 193V194H217ZM67 194V195H66ZM72 194V195H71ZM124 194V195H123ZM126 194V195H125ZM130 194L129 197L132 196L133 197H137V203L134 201L135 199L133 198H128V195ZM39 195V196H38ZM69 195V196H68ZM74 195V197H73ZM89 195V196H88ZM110 195H113L115 198L118 197V201L116 202H113V203H109V210H110V206L112 208V214H106V217H107V224L102 222L101 219H99L100 217L99 216H104L105 215V212H101V210H98V209H101L106 207L105 203L106 202H111L113 201V196L111 198ZM147 195V196H146ZM217 198H216V196ZM220 195V196H219ZM223 195V197H221ZM236 196L235 198L232 199V197ZM67 196V197H66ZM71 196H72V199H71ZM104 196H107V197H104ZM127 196V197H126ZM219 196V197H218ZM66 197V198H65ZM70 197V198H69ZM89 197H93L92 200L94 203V205L91 203V201L89 202L88 200H91V199H88ZM96 197V198H95ZM99 197V198H98ZM104 197V198H103ZM238 197V198H237ZM64 198V200H63ZM103 198V199H101ZM109 198V199H108ZM123 198V199H122ZM132 202H128V199ZM223 198V199H222ZM241 198V199H240ZM54 201H52V200ZM60 199V200H58ZM101 199V200H100ZM127 199V200H126ZM150 199V200H149ZM220 201H219V200ZM230 199V200H229ZM56 200V201H55ZM95 200V201H94ZM100 200V201H99ZM121 200H124V201H121ZM145 200V201H144ZM152 200V201H151ZM216 200V201H215ZM52 201V202H51ZM58 201V202H57ZM61 203H60V202ZM64 201V202H63ZM99 201V202H98ZM135 203H134V202ZM222 201V202H221ZM84 202V203H83ZM97 202V204H96ZM102 202V203H101ZM118 202V203H117ZM120 202V203H119ZM126 202V203H125ZM140 202V203H139ZM67 203V204H65ZM138 206H136L135 204H138ZM156 203H159V204H156ZM225 203V204H224ZM65 204V205H63ZM90 204V205H89ZM121 204V205H120ZM125 204V205H123ZM224 204V205H222ZM67 205V206H66ZM82 205V206H81ZM98 205V207H97ZM103 205V206H102ZM135 205V206H134ZM30 206V207H29ZM37 206V207H36ZM53 207L50 209V207ZM57 206V207H56ZM65 206V207H64ZM87 208H86V207ZM89 206V207H88ZM128 206V207H127ZM132 206V208H131ZM227 206V207H226ZM59 207V208H58ZM63 207V208H62ZM83 207V208H82ZM58 208V209H57ZM67 208V209H66ZM91 208V209H90ZM107 208V207H106ZM35 209V210H34ZM64 209V210H63ZM31 212H30V211ZM34 210V211H33ZM67 215H66V213ZM77 211V212H76ZM98 211H99V215H98ZM117 211H120V209H118ZM117 211H116V214H117ZM251 211V212H250ZM256 211V212H255ZM260 211V212H259ZM63 212V213H62ZM124 212V211H122ZM104 213V214H103ZM120 213V212H119ZM136 214L138 212H135ZM134 213V214H135ZM253 213V214H252ZM255 213V214H254ZM41 214V215H40ZM62 214V215H61ZM103 214V215H102ZM125 214V212H124ZM177 214H180V213H177ZM51 215V216H50ZM54 215V218H52ZM66 215V216H65ZM91 215L93 216V219L91 217ZM34 216V217H33ZM40 216V217H39ZM44 216V217H43ZM63 216V217H62ZM94 216H97V217H94ZM110 216V217H109ZM32 217V219H31ZM52 218L53 220L52 221H55V226L58 227L57 228V232L59 234V236L57 237V240H55V237L56 235H54L55 233L51 234L52 232H47V224L49 221H51L49 218ZM112 217V218H111ZM34 218V219H33ZM89 218V219H87ZM91 218V219H90ZM98 218V219H97ZM69 219V220H68ZM93 219V220H92ZM62 220V221H61ZM65 220V221H64ZM90 222V224H88V222ZM189 221V222H188ZM185 220V224L183 223V230L185 228V232H187L186 230H190L193 228L195 229V227H189L188 226H192V221L190 220ZM36 222V223H35ZM94 222V223H93ZM182 222V221H181ZM179 222V224L181 223ZM188 222V223H187ZM83 223V224H82ZM104 223V224H102ZM178 223V222H177ZM187 223V224H186ZM230 225H229V224ZM57 224V225H56ZM85 224L86 226L88 227H85ZM178 224V226H179ZM225 226L223 225V222L222 224L220 223L219 224V227L220 229L225 231H235L236 232V229L237 228V223L235 222H224ZM231 224H236L235 226H231ZM62 225V226H61ZM103 225V226H102ZM188 225V226H186ZM223 225V226H221ZM106 226V227H107ZM231 226V227H230ZM124 228L123 226H120L119 229ZM61 228V229H60ZM126 228V227H125ZM227 228V229H226ZM235 228V229H234ZM242 230H244V228H241ZM59 230V231H58ZM205 230V229H203ZM121 230H118V231H115V232H119ZM225 231V232H226ZM41 232V233H40ZM98 232V233H97ZM192 232V231H191ZM189 232V234L187 235V237L185 238L184 242H187V243H184V242H178V241H181V240H178L177 242H173L171 243L173 246H175V249H177L176 251L179 252V255H180V260L178 261H173V264H237L236 262L238 261H235V262H225L221 259L220 257V254H219V250L218 248L216 249H210V248H213L212 245L210 244V246L208 245V242L206 239H204V246L202 245L201 248H200V245L199 246H196L195 248V245L196 244H193L195 241H193V237L190 236V234H193V232L191 233ZM40 233V234H39ZM43 233V234H42ZM50 233V234H48ZM97 233V234H96ZM220 234L224 233V232H219ZM229 234V232H227ZM38 234V235H36ZM42 234V235H41ZM201 234V233H200ZM232 235V232L230 233ZM230 234L228 236H225L224 238H230L231 241L233 242V244L235 245L237 250H235L236 254L238 256H241L240 258V262L241 264H264V230L261 232V233H258L256 234V236H251V235H246L245 239H244V242L243 243H238L239 242V239H237L235 237V233H233L232 237L230 236ZM49 235V236H48ZM53 235V236H52ZM117 235V234H116ZM224 236V235H223ZM53 237V238H52ZM253 237V238H252ZM187 239V240H186ZM193 239V240H192ZM189 240V241H188ZM64 241V242H63ZM113 241V242H112ZM183 241V240H182ZM192 241V242H191ZM112 242V243H111ZM183 243V245H182ZM64 244V245H63ZM101 244H104L103 247H101L102 245ZM175 244V245H174ZM180 244V245H179ZM187 244V245H186ZM188 244H190V247L188 246ZM202 244V243H201ZM238 244V245H237ZM37 245V246H36ZM42 245V246H41ZM101 245V246H100ZM182 245V246H181ZM186 245V248L185 246ZM193 245V246H192ZM207 245V246H206ZM215 246H218L219 244H214ZM181 246V248H179ZM189 248H188V247ZM91 247V248H90ZM177 247V248H176ZM210 247V248H209ZM35 248V249H34ZM93 248V249H92ZM188 248V249H187ZM233 248V247H231ZM91 249V250H90ZM182 251H181V250ZM107 250V251H106ZM188 250V251H187ZM209 250V251H208ZM216 250V251H215ZM181 251V253H180ZM200 253H198V252ZM230 251H233L230 249ZM218 253V254H217ZM52 254V255H51ZM210 254L212 256L206 258V256ZM109 255H112V259L111 260H108L107 259V256ZM217 255V256H216ZM188 256V257H187ZM214 256V257H213ZM65 257V258H64ZM204 257V258H203ZM218 258V259H217ZM189 259L191 262H189ZM192 259H193V262H192ZM221 259V260H220ZM218 260V261H217ZM187 263H186V262ZM216 262V263H213V262ZM221 261V262H219ZM211 262V263H210ZM224 262V263H223ZM140 264H143V263H140Z\"/></svg>",
    "mask_w": 264,
    "mask_h": 264
},
{
    "label": "bare ground",
    "instance_id": "obj_2",
    "mask_svg": "<svg viewBox=\"0 0 264 264\" xmlns=\"http://www.w3.org/2000/svg\"><path fill=\"white\" fill-rule=\"evenodd\" d=\"M23 1V0H22ZM34 2V4L36 5V9H37V11H38V14L37 15H35V17H36V20H38V19H42V21L41 22H39V23H37V24H34L33 23V19H29L30 17H28V20H30V25H28L29 27H27L30 31H29V34H30V36H29V38L28 39H26L27 41L25 42V49L26 50H30V53L31 54H36V56L37 55H41V54H48L49 56L51 55V51H50V49H51V47H52V45H54V43H52V40H51V36L53 35H55L54 33L52 34V32H51V34L50 33H48V32H46V30L45 31H43V30H41L42 28H44L46 25H47V22H46V19H47V16L46 15H48V14H52V13H50V10L53 8V9H55L56 7H58V6H60V5H62L63 4V6H64V2H63V0H33ZM77 1H79V0H77ZM105 1V0H104ZM103 1V2H104ZM136 1V0H135ZM147 1V0H146ZM151 0H149V2H150ZM161 1V0H160ZM159 1V2H160ZM175 1V0H174ZM199 1V0H198ZM204 1V0H203ZM202 1V2H203ZM225 1V0H224ZM229 2H231V1H233V0H228ZM235 1H237V0H235ZM241 1V0H240ZM243 1H245V3L248 1V3H250L249 1L250 0H243ZM254 1V3L252 4V5H258L259 7H262V11L264 10V0H253ZM70 2H72V1H70ZM101 2V1H100ZM128 2V1H127ZM188 2V1H187ZM195 2V4H196V1H194ZM201 2V1H200ZM216 2H218V1H216ZM221 2V1H220ZM222 2H223V0H222ZM242 2V1H241ZM18 0H0V24H1V26H2V28H0V29H4V28H7V27H9V25H7V24H12V23H16L17 22V19H18V17H17V15L18 14H16V10H18L17 9V5H18ZM22 3V2H21ZM25 3V2H24ZM23 3V4H24ZM27 3V2H26ZM30 4V6H33V5H31L32 3L31 2H29ZM69 3V2H68ZM85 3V2H84ZM107 3V2H106ZM133 3V2H132ZM134 3H136V2H134ZM154 3V2H153ZM152 3V4H153ZM166 3H168V4H170V6H174V4H173V1L172 0H169L168 2H166ZM199 3V2H198ZM197 3V4H198ZM228 3V2H227ZM236 3V2H235ZM238 3V2H237ZM104 4H105V2H104ZM151 4V3H150ZM165 4V3H164ZM163 4V5H164ZM193 4V3H192ZM206 4V3H205ZM211 4H212V2H211ZM210 4V5H211ZM218 4V3H217ZM225 4V3H224ZM231 4H232V2H231ZM230 4V5H231ZM244 4V3H243ZM243 4H241V5H243ZM251 4V3H250ZM25 5V4H24ZM24 5H22V6H24ZM28 5V6H29ZM97 5V4H96ZM146 5H147V3H146ZM209 5V6H210ZM220 4H218V6H219ZM239 5H240V3H239ZM22 6H20V7H22ZM28 6H24V7H28ZM67 6V5H66ZM94 5H92V7L91 6H89L88 8H86L85 9V12L90 16V20L93 22V26L94 25H98L99 23H104V25L105 26H108V27H110L111 25L114 27V30H113V33L115 32L117 35H119V33H124L125 31L123 30V27L121 28V25H128V26H130V28H135L134 27V24H135V22L137 23V21H135L134 19H131V17H130V13L129 12H125L124 11V9H125V7L122 5V3L119 1L117 4H111L110 6H108L105 10H100V9H96L95 7H93ZM128 6H129V4H128ZM151 6V5H150ZM168 6V5H167ZM175 6H177V8H180V6L179 5H175ZM179 6V7H178ZM181 6H183V5H181ZM187 6V5H186ZM197 6V5H196ZM198 6H199V4H198ZM198 6H197V8L196 9H198ZM202 6V5H201ZM228 6V5H227ZM245 6V5H244ZM19 7V6H18ZM79 7H80V5H79ZM135 7V6H134ZM159 7V6H158ZM166 7V6H165ZM165 7H163L164 9H165ZM189 7V6H188ZM205 7H207V6H205ZM211 7V6H210ZM209 7V8H210ZM221 7V6H220ZM223 7V6H222ZM248 7V6H247ZM255 7V6H254ZM25 8V9H26ZM73 8H74V6H73ZM82 8V7H81ZM172 8H174V7H172ZM201 8V7H200ZM218 8V7H217ZM256 8V7H255ZM30 9H31V7H30ZM33 10H34V8H32ZM31 9V10H32ZM64 9V8H63ZM80 9V8H79ZM186 9V8H185ZM202 9V8H201ZM201 9H198L199 11H201ZM239 9V8H238ZM246 9V8H245ZM248 9V8H247ZM258 9V8H257ZM260 9V8H259ZM19 10H20V8H19ZM18 10V11H19ZM22 10V9H21ZM74 10V9H73ZM82 10V9H81ZM163 10V9H162ZM168 10V9H167ZM169 10H171V8L169 9ZM176 10V9H175ZM178 10V9H177ZM182 10V9H181ZM187 10V9H186ZM205 9L203 8V10L202 11H204ZM223 10V9H222ZM226 10V9H225ZM224 10V11H225ZM228 10L229 11H231V9H229L228 8ZM256 10V9H255ZM255 10H253L254 12H255ZM56 11H58V10H56ZM64 11V10H63ZM67 11V10H66ZM138 11V10H137ZM165 11V10H164ZM194 11V10H193ZM196 11V10H195ZM207 12H208V10H206ZM234 11V10H233ZM239 11V10H238ZM243 11V10H242ZM250 11H252V10H250ZM253 11L252 12H249V14H248V16H249V18L250 19H252L253 17H254V13H253ZM73 12H75V11H73ZM76 12H77V10H76ZM79 12V11H78ZM83 12V11H82ZM168 12H170V11H168ZM205 12V11H204ZM237 12V11H236ZM235 12V13H236ZM246 13L247 14V12H248V10L247 11H243L242 12V14L243 13ZM259 12V11H258ZM35 13V12H34ZM33 13V14H34ZM63 13H65V12H63ZM136 13H138V12H136ZM149 13V12H148ZM147 13V14H148ZM159 13H161V12H159ZM167 13V12H166ZM176 13V12H175ZM174 13V14H175ZM180 13H181V11H180ZM184 13V12H183ZM201 13V12H200ZM206 13V12H205ZM220 13V12H219ZM227 13V12H226ZM234 13V12H233ZM237 13H239V12H237ZM241 13V12H240ZM239 13V14H240ZM256 13V12H255ZM56 14V13H55ZM54 14V15H55ZM61 14V13H60ZM70 14H73V13H70ZM75 14V13H74ZM81 14V13H80ZM133 14V13H132ZM157 15H158V13H156ZM170 14V13H169ZM178 14V13H177ZM182 14V13H181ZM190 14V13H189ZM245 14V15H246ZM59 15V14H58ZM63 15H65V14H63ZM67 15V14H66ZM82 15V14H81ZM85 15V14H84ZM172 15H173V13H172ZM193 15V14H192ZM197 15H199V14H197ZM233 15V14H232ZM237 15V14H236ZM253 15V17L251 18V16ZM22 16H24V15H22ZM22 16H21V18H22ZM27 16H28V14H27ZM26 16V17H27ZM30 16V15H29ZM52 16V15H51ZM50 16V17H51ZM76 16V15H75ZM142 16V15H141ZM160 16V15H159ZM162 16V15H161ZM164 16H166V15H164ZM164 16L162 17L163 18V20H164ZM247 16V15H246ZM33 17V16H32ZM31 17V18H32ZM45 17H46V19H45ZM49 17V16H48ZM54 17V16H53ZM65 17V16H64ZM77 17V16H76ZM137 17H140V16H137ZM167 17V16H166ZM171 17H173V16H171ZM170 17V18H171ZM175 17V16H174ZM179 17H181V16H179ZM183 17H185V16H182V18ZM187 17V16H186ZM256 17V16H255ZM24 18V17H23ZM78 18V17H77ZM143 18V17H142ZM155 18V17H154ZM248 18V19H249ZM58 19V18H57ZM60 19V18H59ZM74 19V18H73ZM138 19V18H137ZM168 19V18H167ZM179 19V18H178ZM188 19V18H187ZM186 19V20H187ZM192 19V18H191ZM196 19V18H195ZM205 19V18H204ZM231 19V18H230ZM234 19H236V18H234ZM233 19V20H234ZM245 19H246V17H245ZM258 19V18H257ZM48 20H52V19H48ZM72 20V19H71ZM74 20H76V18L74 19ZM77 20H79V18L77 19ZM76 20V21H77ZM179 20H181V19H179ZM189 20V19H188ZM197 20V19H196ZM209 20V19H208ZM207 20V21H208ZM236 20H238V19H236ZM244 20V19H243ZM262 20H264V18L263 19H261V23L263 22ZM11 21V23H9ZM19 21V20H18ZM26 21V20H25ZM35 21V20H34ZM39 21V20H38ZM37 21V22H38ZM53 22L55 21V19L54 20H52ZM51 21V22H52ZM160 21V20H159ZM158 21V22H159ZM171 21H173V20H171ZM175 21H176V19H175ZM199 21H200V19H199ZM198 21V22H199ZM203 21V20H202ZM210 22H211V20H209ZM213 21V20H212ZM227 21L229 22L230 20H228L227 19ZM235 21V20H234ZM233 21V22H234ZM252 21V20H251ZM250 20H249V22L250 23H252ZM29 22V21H28ZM50 22V21H49ZM57 22V21H56ZM55 22V23H56ZM139 22H141L140 21V18H139ZM155 23V21H154V19L153 18H148V19H146V20H144V25H140L141 26V28H144V27H149V28H153L154 26L152 25V23ZM162 22V21H161ZM181 22V21H180ZM183 22V21H182ZM226 22V21H225ZM236 22H238V21H236ZM239 22H241V20L239 21ZM245 22V21H244ZM246 22H248V21H246ZM245 22V23H246ZM68 23V22H67ZM77 23H79V22H77ZM87 23V22H86ZM143 22H141V24H142ZM177 23V22H176ZM189 23V22H188ZM200 23V22H199ZM204 23V22H203ZM207 23V22H206ZM209 23V22H208ZM223 23V22H222ZM231 23V22H230ZM235 23V22H234ZM242 23V22H241ZM244 23V24H245ZM24 24H26V22L25 23H23V27H24ZM28 24V23H27ZM27 24L25 25V26H27ZM51 24V23H50ZM50 24H48V25H50ZM57 24V23H56ZM59 24V23H58ZM63 24V23H62ZM73 24V23H72ZM74 24H76V22L74 23ZM160 24V23H159ZM166 24H167V22H166ZM175 24V23H174ZM209 24H211V23H209ZM209 24H208V26H209ZM217 24V23H216ZM221 24V23H220ZM225 24V23H224ZM226 24H229V23H226ZM240 24V23H239ZM254 24H256L257 26L259 25V24H257V23H254ZM13 26H14V24H12ZM77 25V24H76ZM82 25V24H81ZM81 25H80V27H81ZM84 25V24H83ZM87 25V24H86ZM190 25V24H189ZM213 25H214V23H213ZM233 25V24H232ZM236 25H238V24H236ZM0 26V27H1ZM54 27H56V25H53ZM63 26V25H62ZM72 26V25H71ZM74 26L75 25H73L72 27L74 28ZM140 26H138V27H140ZM198 26V25H197ZM202 26H204V24L202 25ZM215 26V25H214ZM219 26V25H218ZM224 26V25H223ZM230 26V25H229ZM243 26V25H242ZM253 26V25H252ZM10 27H11V25H10ZM15 27V26H14ZM49 27V26H48ZM59 27V26H58ZM57 27V28H58ZM65 27V26H64ZM76 27V26H75ZM78 27V26H77ZM95 27V26H94ZM93 27V28H94ZM108 27H106V28H108ZM164 27V26H163ZM170 27V26H169ZM169 27H167V28H169ZM183 27V26H182ZM211 27V26H210ZM216 27V26H215ZM221 28H222V26H220ZM219 27V28H220ZM226 27H227V25H226ZM226 27L224 28V30H226ZM232 27V26H231ZM249 27V26H248ZM247 27V28H248ZM251 27V26H250ZM256 27V26H255ZM27 28H25V29H27ZM63 28V27H62ZM69 28H71V27H69ZM68 28V29H69ZM87 27L85 26V29H86ZM105 27H100L99 28V30H97V31H93L92 29L91 30H89L88 28V34H87V32L85 33V31H83V33L86 35L85 37H84V39L83 40H80V38L78 39V41H90V42H87V43H89L90 45H93V44H96V43H98V42H101L102 44L104 43V41L107 39V40H109V38H106V37H102V36H100V33H101V31L104 29ZM129 28V27H128ZM177 28V27H176ZM180 28V27H179ZM205 28V27H204ZM209 28V27H208ZM219 28H218V30H219ZM228 28V27H227ZM233 28H234V26H233ZM232 28V29H233ZM237 28H238V26H237ZM260 27L258 26V29H259ZM13 29V28H12ZM11 29V30H12ZM15 29V28H14ZM13 29V30H14ZM48 29V28H47ZM50 29V28H49ZM65 29V28H64ZM66 29H67V27H66ZM72 29V28H71ZM79 29L80 28H78V29H76V32L78 31L79 33H80V31H79ZM84 29V30H85ZM109 29V28H108ZM173 29V28H172ZM203 29V28H202ZM213 29V28H212ZM211 29V30H212ZM236 29V28H235ZM241 29V28H240ZM253 29H254V27H253ZM256 29V28H255ZM258 29H257V31H258ZM5 30V29H4ZM7 30V29H6ZM15 30H17V28L15 29ZM62 30V29H61ZM82 30H83V28H82ZM110 30H111V28H110ZM167 30V29H166ZM176 30V29H175ZM206 30H208V29H206ZM209 30H210V28H209ZM223 30V29H222ZM223 30V31H224ZM228 30V29H227ZM247 30V29H246ZM260 30H261V28H260ZM27 30H25V35H26V32ZM52 31H55L54 29H52ZM60 31V30H59ZM65 32H66V34L68 33L67 32V30H64ZM70 31H72L73 32V34L75 33L73 30H70ZM109 31V30H108ZM143 31V30H142ZM177 31H178V29H177ZM203 31V30H202ZM213 31V30H212ZM219 31H221V30H219ZM239 31V30H238ZM243 31V30H242ZM242 31H240L241 32V34H242ZM255 31V30H254ZM255 32V34L257 35H259L260 34V31H259V33L258 32ZM4 31H2V33H3ZM18 32H20V31H18ZM23 32V34H24V31H22ZM21 32V33H22ZM62 32V31H61ZM110 33L112 32V31H109ZM133 32V31H132ZM215 32V31H214ZM218 32V31H217ZM226 32V31H225ZM224 32V33H225ZM228 32L229 31H227V33L226 34H228ZM234 33H235V31H233ZM249 32V31H248ZM264 32V31H263ZM7 33V32H6ZM10 33V32H9ZM16 33H17V31L15 32V37H16ZM70 33V32H69ZM79 33H77V34H79ZM83 33H81V34H83ZM109 33V34H110ZM125 33H127V32H125ZM144 33V32H143ZM170 33H172V32H170ZM189 33V32H188ZM197 33V32H196ZM204 33V32H203ZM222 33V32H221ZM230 33V32H229ZM232 33V32H231ZM230 33V34H231ZM238 34H240L239 32H237ZM244 33H246V32H244ZM252 33V32H251ZM14 34V33H13ZM12 34V32H11V35H13ZM19 34V33H18ZM61 34V33H60ZM62 34L64 35V32H62ZM71 34V33H70ZM69 34V35H70ZM103 34V33H102ZM115 34V35H116ZM136 34H138V33H136ZM156 33H154V35H155ZM158 34V33H157ZM156 34V35H157ZM162 34H165V33H162ZM175 34V33H174ZM198 34H199V32H198ZM201 34V33H200ZM199 34V35H200ZM206 34H209V33H206ZM212 34V33H211ZM223 34V33H222ZM226 34H224V35H226ZM237 34V35H238ZM253 34V33H252ZM59 35V34H58ZM127 35H129V32H128V34ZM140 35V34H139ZM153 35V34H152ZM153 35V36H154ZM170 35V34H169ZM213 35V34H212ZM216 35V34H215ZM223 35V36H224ZM232 35V34H231ZM231 35H229V38L231 37H233L234 39H237L238 37H237V35L235 34V35H233V36H231ZM243 35V34H242ZM246 34H244V36H245ZM254 35V34H253ZM256 35H254V36H256ZM263 35V34H262ZM261 35V36H262ZM2 36V35H1ZM3 36L5 37V35H4V33H3ZM10 36V35H9ZM19 36V35H18ZM23 36V35H22ZM142 36V35H141ZM171 36V35H170ZM175 36V35H174ZM188 36V35H187ZM190 36V35H189ZM188 36V37H189ZM194 36V35H193ZM222 36V35H221ZM222 36V37H223ZM240 36V35H239ZM250 36V35H249ZM13 37H14V35H13ZM74 37V36H73ZM81 37V36H80ZM111 37V36H110ZM163 37H165V36H163ZM176 37V36H175ZM179 37V36H178ZM187 37V38H188ZM200 37H201V35H200ZM203 37V36H202ZM228 37V36H227ZM248 36H246L245 38H247ZM259 37V36H258ZM10 39H11V36L9 37ZM18 38V37H17ZM16 38V40H18ZM25 38H26V36H25ZM24 38V39H25ZM60 38V37H59ZM62 38V37H61ZM70 38H72V37H70ZM75 38V37H74ZM83 38V37H82ZM124 38V37H123ZM125 38H126V36H125ZM124 38V39H125ZM132 38V37H131ZM135 38H136V36H135ZM139 37L137 36V39H138ZM144 38V37H143ZM142 37L140 38L141 39V41H142V39H143ZM156 38V37H155ZM162 38V37H161ZM187 38H185L186 40H187ZM192 39H193V37H191ZM195 38V37H194ZM219 37L217 36V39H218ZM244 38V37H243ZM242 38V39H243ZM254 38V37H253ZM252 38V39H253ZM2 39V38H1ZM8 39V38H7ZM23 39V40H24ZM53 39V38H52ZM54 39H55V37H54ZM58 39V38H57ZM69 39V38H68ZM76 39V38H75ZM114 39V38H113ZM140 39H138V40H140ZM151 39H153V38H151ZM164 39V38H163ZM169 39V38H168ZM184 39V40H185ZM199 40H201L200 38H198ZM206 38L204 37V40H205ZM209 39H210V37H209ZM209 39H206V41L207 40H209ZM250 39H251V37H250ZM263 39V38H262ZM4 40V39H3ZM6 40V39H5ZM13 40V39H12ZM21 40V39H20ZM73 40V39H72ZM71 40V41H72ZM120 40V39H119ZM130 40H132V39H130ZM150 40V39H149ZM203 40V39H202ZM211 40H213V39H211ZM220 40H221V38H220ZM227 39H225V41H226ZM229 40V39H228ZM238 40V39H237ZM244 40V39H243ZM247 40V39H246ZM246 40H244L245 42H247ZM257 40V39H256ZM260 40H261V38H260ZM264 40V39H263ZM15 41V40H14ZM55 41V40H54ZM63 41V40H62ZM61 41V42H62ZM64 41L66 42L67 40H65L64 39ZM75 41V40H74ZM125 41H126V39H125ZM129 41V40H128ZM152 41H154V40H152ZM178 41V40H177ZM221 41H223V39L221 40ZM234 41V40H233ZM244 41H242L241 40V42H244ZM252 40H250L249 42H248V46H249V43L251 42ZM5 42H7V41H5ZM8 42H10L9 40H8ZM22 42V41H21ZM24 42V41H23ZM76 42V41H75ZM108 42V41H107ZM110 42V41H109ZM116 42V41H115ZM121 42H123V41H121ZM133 42V41H132ZM135 42H137V41H135ZM139 42V41H138ZM155 42V41H154ZM160 42V41H159ZM158 42V43H159ZM161 42H162V40H161ZM169 42H171V41H169ZM183 42V41H182ZM194 42H197V39H196V41H194ZM219 42V41H218ZM227 42V41H226ZM240 42V43H241ZM254 42H255V40H254ZM257 42H259V41H257ZM256 42V43H257ZM261 42V41H260ZM20 43V42H19ZM64 43V42H63ZM67 43V42H66ZM69 43H70V41H69ZM79 43V42H78ZM86 43V42H85ZM124 43V42H123ZM122 43V44H123ZM146 43V42H145ZM144 43V44H145ZM150 43V42H149ZM192 43V42H191ZM201 43V42H200ZM209 43H210V40H209ZM212 43V42H211ZM213 43H214V41H213ZM220 43V42H219ZM253 43V42H252ZM12 44H13V41H12ZM57 45H58V43H56ZM106 44V43H105ZM108 44V43H107ZM110 44H112V41H111V43ZM115 44V43H114ZM113 44V45H114ZM121 44V45H122ZM133 43H131V45H132ZM139 44L141 45V42H139ZM152 44V43H151ZM154 44V43H153ZM182 44H184V43H182ZM186 44V43H185ZM184 44V45H185ZM202 44V43H201ZM203 44H205V43H203ZM221 44V43H220ZM226 44V43H225ZM239 44V43H238ZM247 44V43H246ZM245 44V45H246ZM22 45H24V44H22ZM22 45H18V46H22ZM64 45H65V43H64ZM84 45V44H83ZM90 45H89V47H90ZM98 45V44H97ZM142 45H143V43H142ZM155 45H157V42H155ZM173 45H175V44H173ZM173 45H172V47H173ZM190 45V44H189ZM192 46L194 45V43L193 44H191ZM198 45V44H197ZM216 45H219V44H215L214 46H216ZM232 45H234V44H232ZM253 45V44H252ZM259 45V44H258ZM61 46V45H60ZM69 46V45H68ZM77 46V45H76ZM76 46H72V49L70 50V51H74V57H70V59H68L67 58V56L65 55V54H67V53H65V52H63V55H65V57H66V59H68L69 60V69H71L72 71H79L80 73H83V75H84V80H83V82H82V84L84 85V87H78V85L77 84H75V85H77L76 87L78 88L77 90H76V92H77V94H80V93H86V95H84V96H81V97H85L86 99H84V98H82L83 100L82 101H80V102H82L83 103V105L85 104V105H87L88 104V106H86V107H84L83 105L81 106V107H83L84 109L86 108V110H79V109H77L76 107H78V106H76L75 104V106L76 107H73L72 105H71V103H70V105L71 106H68V107H65L63 110H62V115H64V116H69V117H72L73 115H74V113L75 112H77V114L79 115V114H83V115H85L84 113L86 112V116H90V120H87L86 118V120L89 122V124H87L88 125V127H86V128H94V129H97L99 126L97 125V124H100L99 123V119L98 118H96L95 117V115L96 114H98V112H99V109L98 108H96L97 106H93V105H91V103H90V101H88V100H93V99H95V98H91V97H93V95L95 94L96 95V93L98 92V89H97V87H98V85L100 86L101 84H103V91L106 89V88H108V87H111V88H114L118 93H117V95L118 94H120L119 96H121V99L123 98L124 100L123 101H125V103H123L122 105H123V108L121 109V111H119V109L115 112L117 115L115 116V114H114V112H113V122L115 123V125H116V127L118 126L117 124H119V126H121V127H123V128H121V129H124V133L122 132V136H123V134H125L124 136V138H125V141H121V143L122 142H124L125 144H127L128 145V147H129V149H131L132 148V150H130V151H132V152H134L136 155V157L137 158H139L141 161H142V163H140V162H138V163H140L141 165H142V167H144L143 166V164L146 166H149V168H146V169H148V170H146V169H142L141 168V165L140 164H138V166H139V168H141L142 170H140V171H143L144 173H142V174H144L143 176H144V179H145V177H147V175H152L151 177H153V174L155 175L157 172L156 171H152L151 169L154 167V165L156 166V165H160V164H162V165H164V167H162V168H164V169H172L173 170V168L174 169H176V166L178 167V170L180 171V174H178V179H172L171 177H176L177 178V176H175V175H173V174H167V173H163V171H162V173H163V176L161 177V178H158V180H154L153 181V179L150 177V175L147 177V179L146 180H144L143 181V183H142V187L140 188L139 186L137 187V190L136 189H134L136 192H138V190H139V192L138 193H140V191L141 190H145L144 192L146 193H148V197H147V199L150 197L152 200H154V202H158V201H160V202H168V205H166V206H163V205H165V204H163V205H156V206H154V204H152L151 202L149 203V202H142V204L140 203V205H139V203L138 204H135L136 206H138V208L136 209L135 208V210H133L132 211V214L130 213V214H126V211L128 210L127 208H126V210L124 209V207L126 206L125 204H123V205H125L124 207H120L119 206V204L117 205H115V207L113 208L114 209V212H115V216L113 215L112 217H115L114 218V220H112V221H117L118 222V224H116V223H113V222H111V220H109L110 221V224L112 223V225H104L105 227H102V229H99V232L101 233L100 234V240L101 241H96L97 243H102L103 241H104V239L106 238V236H110L111 237V239H113V236H112V234H114L116 237H118L119 238V240H120V242H119V245H118V247H117V249H116V251H119V250H121L122 249V246L124 245V247L126 248V251H127V254H128V256L130 257V258H128V260L127 261H130V260H135V261H137V262H139V264L140 263H143V264H173V261H178V260H180V255H179V252L178 251H176L177 249H175V246H173L171 243H173V242H177L178 240H181V241H178L179 243L180 242H184V240H185V238L187 237V235L189 234V232H193V234H190V236H192L193 237V241H195L193 244H196L195 245V248H196V246H199L200 245V248H201V246L204 244V239H206L207 240V242H208V245L210 246V244L212 245V247L213 248H210V249H216V248H218V249H220L219 250V254H220V257H221V259L223 260V261H225V262H235V261H238V262H236L237 264H241V262H240V258H241V256H238L237 254H236V252H235V250H237V249H235L234 250V248H236L235 247V243L233 244V242L231 241V239L230 238H224L225 236H228L231 232H232V235H233V233H235V237L237 238V239H239V244L240 243H243L244 242V239H245V237H246V235H251V236H256V234H258V233H261L263 230H264V220L263 219H260V221H255L252 217H251V215L249 216L248 215V211H246V212H239V211H237V209L236 208H222L221 206L220 207H218L217 206V204H215L214 203V201H213V197H210L211 195H209L210 193H208L209 191H208V189L205 191V189H203L202 188V186L203 185H205V184H212V185H214V186H216V189H218V188H220L221 186L219 185V183L217 184V182L215 181V180H213V178H214V176H213V178H211L208 174H203V173H201V171H198V170H195V169H191V170H189V169H185V166L186 165H188L189 163V157H188V155L190 156V154H188V155H186V152H184V151H181V150H194V152H196L197 151V153L196 154H194L195 156H197V157H200V158H202V161L203 160H206L205 161V163H206V165H211L210 164V162H209V160H214L215 162H217L219 165H221V164H223L224 163V161L226 162V159H227V162H228V158H231V162L233 161V160H239V159H243V160H248V159H251L250 161H254V163L255 164H258V162L256 161L257 159H259V157L258 156H260V155H258L257 153L261 150V149H259L261 146H259L258 145V140H256V138L253 136V133H254V128L255 127H253L252 125L253 124H255L254 122H253V124L251 123L252 121L251 120H249V121H251L250 123L247 121V120H245L242 116H240V114H241V112L237 109V107H239V108H243L244 110L246 109V110H250V111H252L251 109H250V105H249V103L247 104L246 103V106H250L249 108H247L246 106H242V104L241 105H239V103H243L242 102V100H244L245 98L247 99V100H249V98H255L258 94H255L254 92H256V93H264V82H263V80L264 79H262V80H258V79H256V77L254 76V75H252L251 76V74L252 73H248V71L247 70H252L253 68L251 67V64H252V62L250 63L249 61H248V58H247V61L246 60H244V62L242 63L241 61H239V62H241L242 64H238V62H237V64L238 65H235V62H231L233 65H235L234 66V68L233 69H231L232 68V64L230 65L231 66V68L230 69H227L226 67H219L217 70H213V72L211 73V74H209V75H204L203 77L201 76V74H200V70H201V66L198 64V62H197V64L200 66L199 67V69L200 70H196V69H194V71H195V73L193 72V74H192V70H190L189 68L190 67H188V66H190V65H188L187 66V68L186 69H182V68H179L178 70L177 69H173L174 67L173 66H171V67H173L172 69V71H164V75H165V77L163 78V79H156L155 77H153V78H151V77H145L146 78V81L148 82L146 85H147V88H149V89H151V90H153L157 95H161V96H163V97H165V96H172V97H174V96H176V98H179V99H181V101L183 102V104H181L182 106H170V105H167V104H165V100H168V99H163V101H151L150 102V100H148V98L146 99V98H144V97H141V98H138V97H136V96H132L131 94V91H130V89H129V87L127 86V85H124V81H122V80H117V78L116 79H108V80H104V79H102L101 77H100V79H97L96 81H94V79H93V77L90 75V71L89 72H87V71H82V70H79V69H77V67H79L80 66V64H81V52H84V51H82V49L83 48H79V47H76ZM78 46H79V44H78ZM96 46V45H95ZM100 46V45H99ZM107 46V45H106ZM110 46V45H109ZM115 46V45H114ZM113 46V47H114ZM125 46V45H124ZM134 46V45H133ZM148 46V45H147ZM157 46H159V45H157ZM156 46V47H157ZM164 46H166V45H164ZM175 46H177V47H179V45H175ZM181 46V45H180ZM186 46V45H185ZM200 46V45H199ZM205 46V45H204ZM207 46L208 47H211L212 45H210L209 46V44H207ZM236 46V45H235ZM243 46V45H242ZM248 46H247V48H248ZM57 47V46H56ZM66 48H67V46H65ZM70 47V46H69ZM68 47V48H69ZM80 47H82L81 45H80ZM102 47V46H101ZM118 47V46H117ZM150 47V46H149ZM162 47V46H161ZM160 47V48H161ZM187 47V46H186ZM197 47V46H196ZM196 47H194V48H196ZM202 47V46H201ZM229 47V46H228ZM264 47V46H263ZM262 46H261V48H263ZM21 48V47H20ZM58 48H59V50H60V47L58 46ZM104 48V47H103ZM109 48V47H108ZM120 48H123V47H120ZM119 48V49H120ZM125 48V47H124ZM138 48V47H137ZM145 48V47H144ZM148 48V47H147ZM152 48V47H151ZM155 47H153V49H154ZM163 48V47H162ZM184 48V47H183ZM191 48V47H190ZM200 48V47H199ZM199 48H197V49H199ZM217 48H218V46H217ZM219 48H220V46H219ZM253 48H255V47H253ZM257 48V47H256ZM61 49H63L62 48V46H61ZM87 49V48H86ZM92 49V48H91ZM90 49V50H91ZM110 49V48H109ZM126 49H127V46H126ZM149 49V48H148ZM201 49V48H200ZM199 49V51L201 52L202 51V49L200 50ZM224 49V48H223ZM250 49V48H249ZM252 49V48H251ZM54 50V49H53ZM68 50V51H69ZM80 50V51H79ZM84 50H85V48H84ZM89 50V51H90ZM132 50H133V48H132ZM135 50V49H134ZM140 50H142V49H140ZM147 50V49H146ZM151 50V49H150ZM149 50V51H150ZM161 50V49H160ZM180 50H184V49H181L180 48ZM204 50V49H203ZM240 50H241V48H240ZM248 50V49H247ZM13 51V50H12ZM57 50H55V52H56ZM63 51V50H62ZM62 51H61V53H62ZM88 51V53H90V52H92V54L94 55V53H96V54H98V56H104L105 58H107V59H111V61H105L106 62V64L108 63H110L109 65L110 66H112L113 67V65L112 64H116V66H117V63H119V62H114L113 60H122L123 59V55L122 54H126V52L127 51H123V52H120V51H115V50H113L112 49V51H108L107 50V48H106V50H103V49H101L100 47H97L96 46V48H93L90 52ZM153 51V50H152ZM171 51V50H170ZM187 51V50H186ZM194 51H197V50H194ZM198 51V52H199ZM209 51V50H208ZM221 51H222V48H221ZM230 51L231 50H229V53H230ZM259 52H260V50H258ZM257 51V52H258ZM2 51H0V53H1ZM6 52V51H5ZM4 52V53H5ZM19 52V51H18ZM21 52H22V50H21ZM86 52V51H85ZM128 52H130V54L128 55V53L126 54V55H128V57H131V56H133V53L128 49ZM136 52V51H135ZM138 53H139V51H137ZM136 52V53H137ZM167 52V51H166ZM172 52V51H171ZM178 52H180V51H178ZM203 52V51H202ZM204 52H205V50H204ZM224 52V51H223ZM263 52V51H262ZM65 53V54H64ZM69 53H71V52H69ZM87 53V52H86ZM87 53V54H88ZM143 53V52H142ZM147 53H150V52H147ZM146 53V51H145V54H147ZM160 53H161V51H160ZM170 53V52H169ZM181 53V52H180ZM192 53H194L193 51H192ZM192 53H191V55H192ZM197 53V52H196ZM211 53H213V52H211ZM215 53V52H214ZM214 53H213V55H214ZM220 53V52H219ZM225 53V52H224ZM224 53H222V54H224ZM247 53H249L248 51H247ZM55 55H56V53H54ZM54 54H52V55H54ZM57 54H59V53H57ZM72 54V55H73ZM91 54V55H92ZM144 54V53H143ZM142 54V55H143ZM144 54V55H145ZM200 54H202V53H200ZM221 54V53H220ZM241 54V53H240ZM264 54V53H263ZM1 55V54H0ZM3 55V54H2ZM10 56H11V54H9ZM62 55V54H61ZM68 55V54H67ZM70 55V54H69ZM125 55V56H126ZM139 55L141 56V54L139 53ZM148 55V54H147ZM150 55V54H149ZM148 55V56H149ZM158 55V54H157ZM171 55H173V54H171ZM190 55V54H189ZM188 55V56H189ZM208 55H210V53L208 54ZM245 55V54H244ZM251 55V54H250ZM253 55V54H252ZM257 55H260V54H257ZM41 56H45V55H41ZM47 56V55H46ZM49 56H48V58H49ZM83 56V55H82ZM89 56V55H88ZM187 56V55H186ZM195 56V55H194ZM197 56H198V58H199V55H198V53H197ZM201 56V55H200ZM221 56V55H220ZM219 56V59L221 58V60H222V56L220 57ZM235 56H237V55H235ZM239 56V55H238ZM243 56V55H242ZM6 58H8L9 56L7 55V56H5ZM4 57V58H5ZM17 57V56H16ZM23 57V56H22ZM32 57H34V56H32ZM64 57V58H65ZM89 57H91V56H89ZM97 57V56H96ZM112 57V58H111ZM134 57V56H133ZM152 57V56H151ZM192 57V56H191ZM241 57V56H240ZM253 57V56H252ZM252 57H250V58H252ZM10 58H13L12 56L10 57ZM23 58H26V57H23ZM42 58V57H41ZM44 58V57H43ZM47 58V57H46ZM45 58V59H46ZM59 58V57H58ZM74 58V59H73ZM91 58H94V56L93 57H91ZM125 58V57H124ZM145 58V57H144ZM148 58V57H147ZM153 58V57H152ZM165 58V57H164ZM172 58V57H171ZM190 58V57H189ZM196 58V57H195ZM215 58V57H214ZM216 58H217V56H216ZM230 58V57H229ZM232 58H234L235 59V57H233L232 56ZM253 58H256V57H253ZM259 59H260V57H258ZM35 59H36V57H35ZM34 59V60H35ZM50 59V58H49ZM86 59H87V56H86ZM131 60H132V58H130ZM133 59H135V58H133ZM167 59H169V58H167ZM174 59V58H173ZM210 59V58H209ZM208 59V60H209ZM218 59V60H219ZM5 60V59H4ZM3 60V61H4ZM37 60V59H36ZM41 60V59H40ZM94 60H96V58L94 59ZM99 60H100V58H99ZM142 60V59H141ZM148 60H149V58H148ZM151 60V59H150ZM154 60H156V57H155V59ZM153 60V62H152V64H151V66L153 65H155V61ZM171 60V59H170ZM188 60V62L190 61V62H192L194 59H187ZM204 60H207L206 58L204 59ZM203 60V61H204ZM217 60V59H216ZM217 60V61H218ZM235 60H237V59H235ZM2 60H0V62H3ZM10 61H12L11 59H10ZM22 61V60H21ZM28 62H29V60H27ZM30 61H31V59H30ZM33 61V60H32ZM64 61H67V60H65L64 59ZM102 61V60H101ZM123 61V60H122ZM132 61H134V60H132ZM136 61V60H135ZM143 61V60H142ZM168 61V60H167ZM200 61H201V59H200ZM200 61H199V63H200ZM210 61V60H209ZM211 61H214V59L212 60V58H211ZM227 61V60H226ZM228 61H229V59H228ZM232 61V60H231ZM263 61V60H262ZM25 62V61H24ZM40 62V61H39ZM41 62H43V61H41ZM47 62V61H46ZM92 62V61H91ZM104 62V61H103ZM114 62V63H113ZM138 62H140V64H141V61H138ZM146 62V61H145ZM144 62V63H145ZM150 62V61H149ZM149 62H147V63H149ZM150 62V63H151ZM164 62H165V60H164ZM180 63H181V61H179ZM183 62V61H182ZM216 62V61H215ZM219 62H221L220 60H219ZM219 62H217V63H219ZM249 62V63H248ZM257 62V63H256ZM254 61L253 63H256L255 65H257L258 64V61ZM264 62V61H263ZM262 62V63H263ZM8 63V62H7ZM7 63H5V64H7ZM132 63V62H131ZM159 63H162L161 61L159 62ZM170 63H172V62H170ZM179 63V64H180ZM203 63V62H202ZM210 63V62H209ZM216 63V64H217ZM221 63H223V62H221ZM4 64V63H3ZM12 64V63H11ZM19 64H20V62H19ZM18 64V65H19ZM28 64H30V62L28 63ZM33 64V63H32ZM38 64V63H37ZM40 64H42V63H40ZM92 64V63H91ZM121 64H122V62H121ZM120 64V65H121ZM134 64H136V62L135 63H133V65ZM146 64V63H145ZM144 64V65H145ZM168 64V63H167ZM173 64V63H172ZM171 64V65H172ZM195 63H193V65H194ZM197 64H196V66H197ZM211 64V63H210ZM213 64V63H212ZM230 64V63H229ZM17 65V66H18ZM36 64L34 63V66H35ZM39 65V64H38ZM43 66H44V64H42ZM42 65H40V66H42ZM48 65V64H47ZM138 65V64H137ZM137 65H135V66H137ZM144 65L143 66H141V65H139L140 66V69H141V67L143 68L144 67ZM147 65H149V64H147ZM146 65V66H147ZM162 65H163V63H162ZM169 65V64H168ZM191 65H192V63H191ZM192 65V66H193ZM201 65H203V64H201ZM215 65V64H214ZM254 65V64H253ZM1 66H3V65H0V67ZM12 66V65H11ZM13 66H14V64H13ZM33 66V65H32ZM86 66V65H85ZM101 66V65H100ZM108 66V65H107ZM116 66L114 65V67L116 68ZM123 66V65H122ZM125 66V65H124ZM151 66H148V67H151ZM152 66V67H153ZM167 66V65H166ZM175 66V65H174ZM185 66V65H184ZM212 66V65H211ZM218 66V65H217ZM219 66H222V65H219ZM225 66V65H224ZM6 67V66H5ZM4 67V68H5ZM7 67H9V66H7ZM19 67V66H18ZM22 67V66H21ZM27 67H29V66H27ZM36 67H39V66H35V69H36ZM93 67H95V69L96 68H98V67H96V66H93ZM104 67V66H103ZM112 67H110V68H112ZM119 67V66H118ZM170 67V66H169ZM228 67V66H227ZM256 67V66H255ZM10 68V67H9ZM15 68V67H14ZM44 68V67H43ZM101 68V67H100ZM96 69V70H94L95 71V74H98L97 73V71H100V72H102L103 73V71H105V70H103V69ZM138 68V67H137ZM144 68H147V67H144ZM143 68V69H144ZM185 68V67H184ZM195 68V67H194ZM203 68V67H202ZM259 67H257V69H258ZM261 68V67H260ZM7 69V68H6ZM31 69V68H30ZM42 68H40V70H41ZM85 69L86 70H89L87 67H85ZM119 69V68H118ZM120 69H121V67H120ZM139 69V68H138ZM139 69V70H140ZM151 70H152V68H150ZM150 69H149V71H150ZM171 69V68H170ZM5 70V69H4ZM11 70V69H10ZM9 70V71H10ZM12 70H13V67H12ZM17 70V68L15 69V71ZM20 70H21V68H20ZM37 70H39V69H37ZM44 70H46V69H44ZM91 70V69H90ZM160 70V69H159ZM158 70V71H159ZM165 70V69H164ZM14 71V72H15ZM32 71H34V69L32 70ZM92 71H93V68H92ZM140 71H142V70H140ZM157 71V70H156ZM253 71V70H252ZM1 72V71H0ZM3 72V71H2ZM6 72H8V71H6ZM11 72V71H10ZM14 72L12 71V73L13 74H11V73H9L10 75H12L13 77H14ZM22 72V71H21ZM36 72V71H35ZM34 72V73H35ZM45 72V71H44ZM47 72V71H46ZM113 72V71H112ZM112 72H108L107 74L108 75H111L112 74ZM136 72V70L134 71V73ZM138 72V71H137ZM142 72H144V71H142ZM151 72V71H150ZM206 72V71H205ZM210 72V71H209ZM36 73H38V72H36ZM42 73V72H41ZM48 73V72H47ZM47 73L45 74V77L46 78H48L46 75H47ZM68 73V72H67ZM76 73V72H75ZM144 73H146V72H144ZM158 73V72H157ZM203 73V72H202ZM257 73V72H256ZM1 74V73H0ZM5 74V73H4ZM3 74V75H4ZM20 74H23V73H20ZM26 74H27V72H26ZM26 74H24V75H26ZM49 75H50V73H48ZM69 74V73H68ZM78 74V72L76 73V75ZM105 74H106V72H105ZM149 74V73H148ZM153 74V73H152ZM208 74V73H207ZM250 74V75H249ZM6 75V74H5ZM4 75V79H5V77L8 75H6L5 76ZM59 75V74H58ZM87 75H90V78H87ZM121 75V74H120ZM126 75V74H125ZM133 75V74H132ZM135 75V74H134ZM147 75V74H146ZM156 75V74H155ZM193 75V76H192ZM22 76V75H21ZM33 76V75H32ZM39 76H41V75H39ZM44 76V75H43ZM42 76V77H43ZM54 76V75H53ZM80 76V75H79ZM94 76V75H93ZM101 76V75H100ZM153 76V75H152ZM157 76V75H156ZM61 77H62V75H61ZM60 77V78H61ZM133 77V76H132ZM142 77V76H141ZM159 77V76H158ZM162 76H160L159 78H161ZM202 77V78H201ZM257 77H259V76H257ZM16 78V77H15ZM23 78H25V77H23ZM29 78H30V76H29ZM34 78V76L32 77V79ZM41 78V77H40ZM39 78V79H40ZM44 78V77H43ZM45 78V79H46ZM52 78V77H51ZM54 78V77H53ZM58 78V77H57ZM65 77H63V79H64ZM70 78V77H69ZM136 78V77H135ZM261 78V77H260ZM6 79H7V77H6ZM13 79V78H12ZM17 79H19V78H17ZM50 79V78H49ZM73 79V78H72ZM0 80H1V78H0ZM3 80V79H2ZM1 80V81H2ZM8 80V79H7ZM11 80V78H9V80L8 81H10ZM14 80V79H13ZM20 81H21V78L19 79ZM34 80H37V78L36 79H34ZM33 80V81H34ZM52 80H54V79H52ZM56 80V79H55ZM58 80V79H57ZM74 80H75V76H74ZM135 80V79H134ZM143 80L144 79H142V82H143ZM0 81V82H1ZM8 81L6 82V83H8ZM15 81L17 82V80L15 79ZM38 81V80H37ZM58 81H60V79L58 80ZM62 81V80H61ZM68 81V80H67ZM65 82L66 84L68 83V82ZM137 81V80H136ZM139 81V80H138ZM3 82H4V80H3ZM4 82V83H5ZM12 82V81H11ZM21 82H23V81H21ZM28 82H30V81H28ZM47 82H49V81H47ZM47 82H46V85H47ZM53 82H55V81H53ZM130 82V81H129ZM135 82V81H134ZM202 82H205V84H207L208 86V88H210V86L209 85H211V87H216L217 89H221L220 91H221V94H218V92H214V91H209V89L207 90V91H202V90H204V88L203 89H201V91L198 89V87L199 86H204V84L202 83ZM5 83V84H6ZM13 83V82H12ZM41 83H42V80H41ZM50 83H52V81L50 82ZM57 83V82H56ZM56 83H55V85L54 86H56ZM63 83V82H62ZM61 83V84H62ZM65 83H64V86H65ZM139 84H140V82H138ZM144 83V82H143ZM3 84V83H2ZM10 84V83H9ZM15 84V83H14ZM13 84V85H14ZM24 83H22V85H23ZM26 84V83H25ZM38 85L40 84V81H39V83H37ZM36 84V85H37ZM59 84V83H58ZM60 84V87H62V85ZM69 84V83H68ZM78 84H79V82H78ZM117 84H119L121 87H119ZM132 84V83H131ZM142 84V83H141ZM145 84V83H144ZM4 85V84H3ZM12 85V84H11ZM19 85V84H18ZM18 85L16 86V88H18ZM41 85V84H40ZM42 85H44V84H42ZM80 85V84H79ZM124 85V86H123ZM136 85H137V83H136ZM21 86V85H20ZM19 86V87H20ZM26 86V85H25ZM32 86H35V85H32ZM32 86L30 87V88H32ZM50 86L51 85H49V88H50ZM123 86V87H122ZM23 87H24V85H23ZM41 87V86H40ZM44 86H42L39 90L41 91V90H43L42 88H43ZM53 87V86H52ZM57 87V86H56ZM59 87V86H58ZM59 87V88H60ZM75 87V86H74ZM141 87V86H140ZM171 88V89H174L175 91H177V92H175V93H171V92H169V90L167 91V90H165V88H167V89H169V88ZM233 87L236 89V88H240L241 90H240V92H239V95L238 96H236L235 95V97H233L234 95L232 94V95H227V94H225V93H227V90L228 89H233ZM10 88H11V86H10ZM14 87H12V89H13ZM15 88V89H16ZM25 88V87H24ZM27 88H28V85H27ZM38 87L36 86V88H34V92L33 93H36L35 92V90L37 89ZM46 88H48V87H46ZM45 88V89H46ZM59 88H58V90H59ZM100 88H102V87H100ZM130 88H132V87H130ZM6 89V88H5ZM23 89V88H22ZM45 89H44V92H45ZM53 90L55 89V88H52ZM61 89V88H60ZM243 89L244 90H247L246 91V93H244V91H243ZM27 89H25V90H23V92H25ZM29 90V89H28ZM31 90V89H30ZM38 90V89H37ZM36 90V91H37ZM38 90V91H39ZM48 89H46V91H47ZM57 90V91H58ZM71 90V89H70ZM138 90H139V88H138ZM211 90V89H210ZM3 91V90H2ZM37 91V92H38ZM39 91V92H40ZM51 91V90H50ZM62 91V90H61ZM74 91V90H73ZM99 91H100V89H99ZM105 91H107V90H105ZM104 91V92H105ZM231 91V90H230ZM236 91V90H235ZM235 91H233V93L235 92ZM14 92H15V90H14ZM14 92H12L11 93V97H9V99H11V98H16V97H18L19 95L18 94H16L15 96H14ZM17 92H18V90H17ZM16 92V93H17ZM32 92V91H31ZM43 91H41V93H42ZM48 92V91H47ZM46 92V93H47ZM55 92V91H54ZM72 92V91H71ZM179 92H181V93H183V95H177L176 93H179ZM232 92V91H231ZM2 93V92H1ZM4 93V95H5V92H3ZM2 93V94H3ZM40 93V94H41ZM58 93V92H57ZM57 93H56V95H57ZM59 93H61V92H59ZM58 93V94H59ZM65 93V92H64ZM64 93H63V95H64ZM135 93H137V92H135ZM141 93V92H140ZM146 92H144V93H142V94H145ZM148 93H150V92H148ZM194 93V94H193ZM195 93L198 95V96H201V99H199V100H201V101H208V99L209 98H207L208 96H211V97H216V98H214V99H212V98H210L209 99V101L207 102L208 104H206V106H204V105H202L201 106V104L202 103H200V101L199 102H191V96H193V95H195ZM6 94H7V92H6ZM9 94H10V92H9ZM26 94H27V91H26ZM29 94H31V93H29ZM28 94V95H29ZM44 94V93H43ZM50 94V93H49ZM53 94V93H52ZM236 94V93H235ZM23 95V94H22ZM36 95V94H35ZM48 95V94H47ZM73 95V94H72ZM74 95H76L75 93H74ZM83 95V94H82ZM94 95V96H95ZM133 95H134V93H133ZM150 95H152V94H150ZM0 96H2V95H0ZM7 96V95H6ZM6 96H4L3 98H5ZM25 96V95H24ZM39 97H41L40 95H38ZM44 96H46V95H44ZM80 96V95H79ZM78 96V97H79ZM87 96H88V98L89 99H87ZM118 96V97H119ZM160 96V97H161ZM197 96V97H198ZM202 96H204V98L202 97ZM30 97V100L32 101V99H31V96H29ZM29 97H28V100H29ZM49 97H52V96H49ZM48 97V98H49ZM70 97V96H69ZM75 97V96H74ZM77 97V96H76ZM77 97V98H78ZM100 97V96H99ZM149 97H151V96H149ZM157 97V96H156ZM155 97V98H156ZM194 97V96H193ZM219 97V98H218ZM259 97H261V96H259ZM1 98V97H0ZM22 98V97H21ZM24 98V97H23ZM27 98V97H26ZM42 98V97H41ZM55 98V97H54ZM71 98H73V97H71ZM70 98V99H71ZM97 98V97H96ZM101 98H102V96H101ZM154 98V97H153ZM257 98V97H256ZM263 98V97H262ZM9 99H7L6 98V100H8L9 101ZM19 98H17V100H18ZM34 99H36L35 97H34ZM37 99H38V97H37ZM52 99H53V97H52ZM80 99V98H79ZM150 99V98H149ZM157 99V98H156ZM160 99V98H159ZM172 99V98H171ZM222 99H223V101L226 103V104H228V106H230V108L229 109H227L226 108V105L224 106L223 105V101H222ZM239 99H242L241 100V102H239ZM1 100V99H0ZM4 100V99H3ZM16 100V99H15ZM43 100V99H42ZM47 100V99H46ZM49 100V103H51L52 101L50 100V99H48ZM96 100H99L98 98L96 99ZM158 100V99H157ZM170 100V99H169ZM197 100H198V98H197ZM238 100V102H236ZM247 100H246V102H247ZM251 100V99H250ZM253 100V99H252ZM263 100V99H262ZM22 101H23V99H21V103H22ZM30 101V102H31ZM51 101V102H50ZM69 101V100H68ZM74 101V100H73ZM76 101L77 102H79L77 99H76ZM258 101V100H257ZM4 102V101H3ZM2 102V103H3ZM14 101H12V103H13ZM29 102V103H30ZM35 102H37V101H35ZM41 102H43V101H41ZM48 102V101H47ZM55 102V101H54ZM58 102H59V100H58ZM120 102V101H119ZM129 102V103H128ZM130 102H132V103H138V104H140V107H138V108H140L141 110L143 109H146L145 110V112L147 111V113H146V115L145 114H143L142 112V114L146 117V119L148 120V122H149V124L150 125H152L153 127H155L156 129H158L159 131H160V133H159V131L157 132V131H155V129L153 130L152 129V131L153 132H156V134L158 133V135L160 134V136L158 137V138H156L155 136H154V134L151 132V130L150 129H148L147 127H146V125H145V123H147V122H144V121H146V119L143 117V119H142V117L141 116H138V115H136L137 114V111H141V110H139L138 108H136V110H135V108H134V106H128V104H131ZM174 102V101H173ZM249 102V101H248ZM259 102V101H258ZM257 102V103H258ZM262 102V101H261ZM264 102V101H263ZM10 103H11V101H10ZM18 103V102H17ZM28 103V102H27ZM34 103V102H33ZM67 103V102H66ZM69 103V102H68ZM73 103V102H72ZM95 103H96V101H95ZM168 103V102H167ZM177 103V102H176ZM238 103V104H237ZM250 103L252 104V101H250ZM255 103V102H254ZM257 103L255 104V105H257ZM3 104H5V103H3ZM47 104V103H46ZM78 104V103H77ZM103 104V103H102ZM133 104V105H134ZM137 104V105H138ZM174 104V103H173ZM244 104V103H243ZM10 105V104H9ZM14 105H15V102H14ZM19 106H21L22 107V105L21 104H18ZM30 105V104H29ZM32 105V104H31ZM40 105V104H39ZM50 105V104H49ZM68 104H66V106H67ZM255 105H253V106H255ZM260 105V104H259ZM23 106H24V103H23ZM63 106V105H62ZM99 106V105H98ZM242 106V107H241ZM13 107V106H12ZM15 107V106H14ZM33 107H34V104H33ZM36 107V106H35ZM43 107V106H42ZM45 107V106H44ZM46 107H47V105H46ZM46 107L44 108V109H46ZM2 108H4V107H2ZM5 108H6V106H5ZM8 108H10V107H8ZM23 109H24V107H22ZM22 108H20V109H17V106H16V108H12L13 110H14V112H11V113H21V109ZM26 108V107H25ZM28 108H30V107H28ZM37 108V107H36ZM48 108V107H47ZM50 108V107H49ZM80 108V107H79ZM87 108H89V109H87ZM262 108V107H261ZM12 109H10V110H12ZM33 109H35V108H33ZM38 109H41V108H39L38 107ZM101 109V108H100ZM107 109H109L108 107H107ZM252 109H254V108H252ZM255 109H256V107H255ZM259 109V108H258ZM263 109V108H262ZM4 110V109H3ZM43 110V109H42ZM52 110V109H51ZM50 110V111H51ZM244 110H243V113H244ZM257 110V109H256ZM6 111H8V110H6ZM27 111H28V109H27ZM32 110L30 109V112H31ZM46 111V110H45ZM1 112V111H0ZM42 112V111H41ZM49 112V111H48ZM108 112V111H107ZM136 112V113H135ZM144 112V111H143ZM144 112V113H145ZM253 113L255 112L254 110L252 111ZM251 112V113H252ZM256 112H259V111H256ZM10 113V114H11ZM37 113V112H36ZM53 113V112H52ZM247 113V112H246ZM263 112H261L260 114H262ZM27 114V113H26ZM41 114V113H40ZM46 114H47V112H46ZM50 114V113H49ZM49 114H47V115H49ZM139 114V113H138ZM147 114H150V115H154V117L153 116H150V115H147ZM248 114V113H247ZM259 114V113H258ZM6 115V114H5ZM20 116L19 117H17V121L19 122V120H21V122H19L17 125H19L20 123H23L24 124V122H23V120H24V117L21 115V114H19ZM28 115V114H27ZM31 115V114H30ZM33 115H35V114H33ZM37 115H38V113H37ZM43 115V114H42ZM155 115H161V117H165V118H167L168 119V116L170 115V116H172V117H174L175 119L173 120V118L172 119H169V120H167V119H164V120H159L157 117H155ZM244 115V114H243ZM18 116V115H17ZM50 116H52V115H50ZM49 116V117H50ZM82 116V115H81ZM103 116V115H102ZM2 117V116H1ZM43 117V116H42ZM47 117V116H46ZM45 117V118H46ZM54 117H56V116H54ZM74 117H75V115H74ZM106 117V116H105ZM260 117V116H259ZM263 117V116H262ZM11 118V117H10ZM13 118V117H12ZM35 118H36V116H35ZM246 118V117H245ZM52 119V118H51ZM67 119V118H66ZM145 119V120H144ZM163 119V118H162ZM247 119V118H246ZM15 120V119H14ZM32 120V119H31ZM46 120V119H45ZM58 120V119H57ZM57 120H56V122H57ZM71 120V119H70ZM83 120V119H82ZM102 120V119H101ZM117 121V123H116V121ZM252 120H253V117H252ZM264 120V119H263ZM4 121V120H3ZM2 120L0 121V123L1 122H3ZM5 121H8L7 119L5 120ZM4 121V122H5ZM11 121H12V119H11ZM40 121V120H39ZM66 121V120H65ZM84 121V120H83ZM82 121V122H83ZM95 121H96V123H95ZM104 121V120H103ZM102 121V122H103ZM260 121V120H259ZM258 121V123H260ZM3 122V123H4ZM13 122V121H12ZM16 122V121H15ZM35 122V121H34ZM53 122V121H52ZM66 122H68V121H66ZM65 122V123H66ZM74 122V121H73ZM79 122H80V120H79ZM87 122V123H88ZM110 122H111V120H110ZM2 123V124H3ZM40 123H41V121H40ZM43 123V122H42ZM46 123V122H45ZM48 123V122H47ZM109 123V122H108ZM257 123V124H258ZM262 123V122H261ZM10 124V123H9ZM11 124H13V123H11ZM22 124V125H23ZM26 124V123H25ZM44 124V123H43ZM51 124V123H50ZM49 124V125H50ZM58 124H59V122H58ZM76 124H77V122H76ZM84 124V123H83ZM82 124V125H83ZM103 124H104V122H103ZM148 124V125H149ZM6 125V124H5ZM7 125H8V123H7ZM6 125V126H7ZM29 124H27V126H28ZM60 125V124H59ZM59 125H57L58 127H59ZM62 126H63V124H61ZM60 125V126H61ZM105 125V124H104ZM112 125H114L113 123H112ZM111 125V126H112ZM115 125H114V127H115ZM147 125V126H148ZM149 125V126H150ZM263 125V124H262ZM44 126V125H43ZM48 126V125H47ZM68 126H69V124H68ZM71 126H73V125H71ZM84 126V125H83ZM110 126V125H109ZM148 126V127H149ZM5 127V126H4ZM10 127H12V126H10ZM23 127H24V125H23ZM26 127V126H25ZM29 127H30V125H29ZM57 127V128H58ZM107 127V126H106ZM169 127H172L173 128V130L175 131L174 133V135L175 136H173L174 138H171V139H173V142L171 143V141L169 142V143H166L165 141H169L167 138H166V136H165V132L168 130L169 132H171L169 129ZM262 127V126H261ZM47 128V127H46ZM49 128V127H48ZM104 128H105V126H104ZM108 128V127H107ZM107 128H105L106 130H107ZM152 128V127H151ZM167 128H169V129H167ZM25 129V128H24ZM61 129V128H60ZM65 129H67V128H65ZM78 129H79V127H78ZM85 129V128H84ZM110 129V128H109ZM167 129V130H166ZM263 129V128H262ZM26 130V129H25ZM23 131L22 130V132H29V134L27 133V135L28 136H30V130L29 131ZM53 130V129H52ZM64 130V129H63ZM68 130V132H69V129H67ZM66 130V131H67ZM72 130V129H71ZM75 130V129H74ZM81 130V129H80ZM80 130H77V132L78 131H80ZM88 130V129H87ZM90 130V129H89ZM104 130V129H103ZM111 130V129H110ZM115 130V129H114ZM113 130V131H114ZM116 130H118V129H116ZM45 131V130H44ZM49 131V130H48ZM66 131H65V133H66ZM76 131V130H75ZM86 131V130H85ZM119 131H121V130H119ZM118 131V132H119ZM125 131H127V133L125 132ZM259 131V130H258ZM50 132V131H49ZM96 132V131H95ZM97 132H100V131H98L97 130ZM190 133V134H187V133ZM261 132H263V131H261ZM44 134H45V132H43ZM42 133V134H43ZM73 133V132H72ZM79 133H83V134H85L84 133V131H80ZM93 133H94V131H93ZM92 133V134H93ZM102 133V132H101ZM100 133V135H103V134H101ZM112 132H110V134H111ZM172 133H173V131H172ZM258 133V132H257ZM53 134H55V133H53ZM57 134H58V132H57ZM61 134V133H60ZM69 134V133H68ZM87 134V133H86ZM86 134H85V137H86ZM91 133H89V135H90ZM95 134V133H94ZM106 134H108V132L106 131L105 132V135ZM113 134V133H112ZM120 133H118V135H119ZM155 134V135H156ZM64 135V134H63ZM72 135V134H71ZM79 135V134H78ZM99 135V136H100ZM116 136V138L117 137H119V136ZM167 135V134H166ZM169 135H171V133L169 134ZM55 136V135H54ZM82 136H84V135H82ZM104 136V135H103ZM103 136H100V137H102V139H104L103 138ZM111 136V135H110ZM109 136V134L106 136L107 138L108 137H110ZM113 136V135H112ZM115 136V135H114ZM259 136V135H258ZM77 137H79V136H77ZM89 137H92V136H89ZM99 137V138H100ZM106 137H105V139H106ZM121 137V136H120ZM164 137H165V139L166 140H164ZM169 137V136H168ZM170 137H172V135L170 136ZM46 138V137H45ZM55 138H57V137H55ZM70 138V137H69ZM74 138V137H73ZM87 138V137H86ZM99 138L97 139L98 140V142H99ZM123 138V137H122ZM75 139H77V138H75ZM80 139V138H79ZM78 139V140H79ZM81 139H83V138H81ZM85 139V138H84ZM83 139V140H84ZM93 139V138H92ZM101 138H100V140H102ZM119 139V138H118ZM22 140H24V139H22ZM34 140V139H33ZM57 140V139H56ZM77 140V143L79 142ZM87 140V139H86ZM112 140V139H111ZM110 140V141H111ZM124 140V139H123ZM25 141H27V140H25ZM76 140H74L73 142H75ZM81 141V140H80ZM88 141H90L89 139H88ZM103 141V140H102ZM109 140H106V142H108ZM116 141H117V139H116ZM178 141H179V144H178ZM21 142V141H20ZM38 142V141H37ZM71 142H72V140H71ZM87 142V141H86ZM91 142V141H90ZM89 142V144H91ZM97 142V143H98ZM118 142V141H117ZM120 142V141H119ZM23 143V142H22ZM25 143V142H24ZM29 143H30V141H29ZM34 143V142H33ZM32 143V144H33ZM60 143H61V141H60ZM80 144H81V142H79ZM84 143V142H83ZM93 143V142H92ZM111 143V145H110V147H116V146H113V140L110 142ZM114 143H116L115 141H114ZM124 143H122L123 145H124ZM21 144V143H20ZM32 144L30 145V147L32 146ZM40 144V143H39ZM72 144V143H71ZM79 144V145H80ZM100 144V143H99ZM98 144V145H99ZM106 144V143H105ZM104 143H103V146L105 145ZM25 144H22V147H20L19 148V150H22L21 152H24V154L26 155V151H27V148L25 149V146H27V145H25ZM29 145V144H28ZM78 145V144H77ZM82 145H84V144H82ZM87 145V144H86ZM98 145H96V146H98ZM122 145V146H123ZM73 146V145H72ZM101 146H102V144H101ZM121 146V147H122ZM125 147H126V145H124ZM130 146H131V148H130ZM28 147V146H27ZM38 147V146H37ZM36 147V149L35 150H37L38 148H40V147H38L37 148ZM55 147H57V146H55ZM60 147H62V146H60ZM82 147V146H81ZM80 147V152H82L81 151V149L84 147H82L81 148ZM90 147H92V145L90 146ZM90 147H87L88 149L90 148ZM35 148V147H34ZM67 148V147H66ZM86 148V147H85ZM97 148V147H96ZM103 148V147H102ZM122 148H124V147H122ZM122 148H120L119 147V151H120V149H122ZM61 149V148H60ZM70 149V148H69ZM72 149H74V148H72ZM84 149V148H83ZM82 149V150H83ZM98 149V148H97ZM94 149V150H96V153H97V151L100 149ZM105 149V148H104ZM104 149H102V150H104ZM107 149H108V144H107ZM111 149V148H110ZM117 149V148H116ZM127 149V151H128V148H126ZM126 149H125V153L127 154V152H126ZM166 149H173V150H180V155H177V154H173V157L176 155V157L175 158H173L172 157V155H170L171 157H169V156H167V155H165L164 153L163 154H159L158 156H156L157 154L156 153H154L153 151H155V150H165L166 151ZM16 150V149H15ZM30 150V149H29ZM28 150V151H29ZM39 150V149H38ZM37 150V151H38ZM62 150V149H61ZM75 150V149H74ZM89 150H93V149H89ZM88 150V151H89ZM102 150H100V151H102ZM113 152H114V150L113 149H111ZM111 150H109V151H111ZM124 150V149H123ZM169 150H168V152H169ZM253 150H257V153H254L255 151H253ZM27 151V152H28ZM36 151V152H37ZM77 150H75L74 152L75 153H77L76 152ZM87 151V150H86ZM99 151V152H100ZM19 152V151H18ZM103 152V151H102ZM102 152L100 153V154H102ZM189 152V151H188ZM192 152V151H191ZM38 153V152H37ZM39 153H41L42 154V152L40 151ZM87 153V152H86ZM85 153V154H86ZM94 152H91V154H93ZM95 153V155H97L98 156V153L96 154ZM105 153H106V151H105ZM110 153V152H109ZM108 153V154H109ZM115 153V152H114ZM113 153V154H114ZM118 153H120V152H118ZM121 153H123L122 151H121ZM128 153L130 154L131 152H129L128 151ZM134 153H133V155H134ZM157 153H160V152H157ZM176 153V152H175ZM178 153V152H177ZM178 153V154H179ZM108 154H106L107 156H108ZM132 154V153H131ZM192 154V153H191ZM254 154V156H253V158H254V160H253V158H252V155ZM32 155V154H31ZM30 154H29V156H31ZM35 155V154H34ZM76 155V154H75ZM104 154H102V156H103ZM120 155H123V154H120ZM128 155V154H127ZM263 155V154H262ZM28 156V157H29ZM33 156V155H32ZM38 156V155H37ZM76 156H78V155H76ZM79 156H81V155H79ZM92 156H94V154L92 155ZM107 156H104L105 157V159H103L102 160V157L99 155L98 157H97V160L98 159H100V157H101V162H100V167H101V169L103 170V169H105V170H107V171H111V169H112V166H114V167H116L115 165L118 163V161H117V163L116 162H114L113 161V159L112 158H110V161L108 160L109 159V157H107ZM110 156H112L111 154H110ZM117 156V155H116ZM116 156H114V157H116ZM125 156V155H124ZM129 156H131V155H129ZM134 156V157H135ZM35 157V156H34ZM83 157V156H82ZM81 157V158H82ZM87 157V156H86ZM96 157V156H95ZM118 157H119V155H118ZM220 157V158H219ZM261 157V156H260ZM33 158V157H32ZM42 158V157H41ZM81 158H78V159H81ZM88 158V157H87ZM125 158V157H124ZM133 158V157H132ZM137 158L135 159V161H134V159H133V163H135V162H137L136 160H137ZM85 159V158H84ZM89 159V158H88ZM96 159V158H95ZM121 159V158H120ZM122 159H123V157H122ZM130 159V158H129ZM138 159V160H139ZM24 160V159H23ZM32 160V159H31ZM90 160V159H89ZM119 160V159H118ZM261 160V159H260ZM38 163L39 162H42V163H44L45 164V162L46 161H44V160H42V159H40V156L37 158V160H36ZM99 161V160H98ZM123 161L124 160H122V162L120 161L119 163L121 164V163H123ZM144 161V162H143ZM213 161V162H214ZM33 162V161H32ZM112 162H114V163H112ZM127 162V161H126ZM245 162V161H244ZM248 162V161H247ZM257 162V163H256ZM47 163V162H46ZM90 163H91V160H90ZM95 163H97V162H95ZM260 163V162H259ZM125 163H123V164H121V165H124ZM128 164V163H127ZM132 164V163H131ZM217 164V165H218ZM226 164V163H225ZM36 165H38V164H36ZM107 166V167H105L104 168V166ZM215 165V164H214ZM214 165H213V167H214ZM216 165V166H217ZM233 165V164H232ZM232 165H231V168H232ZM120 166V165H119ZM133 166V168H134V165H132ZM183 166V167H182ZM215 166V167H216ZM230 166V165H229ZM237 166V167H236ZM236 166H233V167H235V169L236 170H240V168H242L241 166H245V164H239V163H237L236 164ZM39 167V166H38ZM114 167H113V172H114ZM118 167V166H117ZM123 167H125V165L123 166ZM136 167H137V165L135 166V168L133 169V171L136 169ZM157 167V166H156ZM159 167H161V166H159ZM159 167H158V169H159ZM91 168V167H90ZM90 168H88V169H90ZM97 169H99V166L98 167H96ZM119 168V167H118ZM117 168V169H118ZM126 168V167H125ZM221 168V167H220ZM247 168V167H246ZM263 168V167H262ZM262 168H261V166L259 165L257 168H250V170L252 171V173H253V177L252 178H255L256 179V181H258V182H260V180H261V178H263V175H262V173L264 172H262L261 173V170H262ZM116 169V168H115ZM117 169H116V172H117ZM164 169H162V170H164ZM215 169V168H214ZM264 169V168H263ZM95 170V169H94ZM105 170H104V172H105ZM122 170H123V168H121V172H122ZM138 170V167H137V171H139ZM154 170H155V168H154ZM184 170H187V171H185L184 172ZM232 170V169H231ZM89 171V170H88ZM106 171V172H107ZM133 171H130V172H133ZM136 171V170H135ZM133 172V173H135V180H136V176H137V178H139L138 177V174H136V172ZM158 171V170H157ZM216 171H220V169H219V167H218V169H216ZM96 171H94V172H90L91 174L92 173H95ZM99 172V171H98ZM105 172V173H106ZM124 172V174H126L125 175V177L128 175V173H127V170L126 171H123ZM126 172V173H125ZM129 172V173H130ZM161 172V171H160ZM173 172V171H172ZM102 173V172H101ZM104 173V174H105ZM108 174V177H107V179L109 178V172H107ZM112 173V172H111ZM115 173V172H114ZM218 173V172H217ZM97 174V173H96ZM116 174V173H115ZM123 174V173H122ZM121 174V175H122ZM124 174L122 175V176H124ZM131 174V173H130ZM120 174H119V176H121ZM158 175H159V172H158ZM91 176V175H90ZM89 175H88V177L86 176V178H89L90 177ZM95 176V175H94ZM99 176V175H98ZM116 175H114V177H115ZM121 176V177H122ZM129 176V175H128ZM127 176V177H128ZM130 176H132V175H130ZM259 176V177H258ZM51 177V176H50ZM126 177V178H127ZM156 177H158V176H156ZM155 177V178H156ZM45 178V177H44ZM46 178H49V177H46ZM52 178H54L53 176H52ZM93 178V177H92ZM101 178V177H100ZM112 178H113V175H112ZM111 178V179H112ZM115 178H117V176L115 177ZM128 178H130L131 179V177H128ZM132 178H133V176H132ZM143 178V177H142ZM154 178V177H153ZM32 179H34V178H32ZM94 179H97V177L96 178H94ZM99 179V178H98ZM134 179V178H133ZM157 179V178H156ZM232 179V178H231ZM52 180V179H51ZM86 180V179H85ZM102 180V179H101ZM105 180V179H104ZM122 180V179H121ZM87 181H89V180H87ZM99 181V180H98ZM103 181V180H102ZM106 181V180H105ZM114 181V180H113ZM117 180H115L114 181V184L115 185H117V182H116ZM128 181V180H127ZM131 181H132V179H131ZM43 182H44V180H43ZM48 182V181H47ZM52 183L54 182V181H51ZM94 182V181H93ZM110 182V181H109ZM130 182V181H129ZM140 182H141V180H140ZM31 183V182H30ZM88 183V182H87ZM87 183H86V187H87ZM92 183V182H91ZM100 183H101V181H100ZM107 183V182H106ZM138 184H139V182H137ZM137 183H135V185L137 184ZM108 184V183H107ZM110 184V183H109ZM112 184H113V182H112ZM119 184V183H118ZM26 185H28V184H26ZM45 185H46V183H45ZM50 185V184H49ZM55 185H56V183H55ZM81 185V184H80ZM82 185H83V183H82ZM81 185V186H82ZM93 185V184H92ZM101 185V184H100ZM123 185V184H122ZM132 185V184H131ZM30 186H34V185H30ZM36 186V185H35ZM48 186V185H47ZM52 186V185H51ZM57 186V185H56ZM97 186V185H96ZM102 186H105V185H102ZM119 186V185H118ZM132 186H134V185H132ZM211 186V185H210ZM213 186V187H214ZM26 187H28V186H26ZM53 187V186H52ZM51 187V188H52ZM55 187V186H54ZM83 187V186H82ZM100 187V186H99ZM107 186H105L104 188H106ZM136 187V186H135ZM207 187V186H206ZM209 187V186H208ZM207 187V188H208ZM212 187V186H211ZM223 187V186H222ZM28 188H30V187H28ZM33 187H31L30 189H32ZM42 188V187H41ZM47 188V187H46ZM45 188V189H46ZM48 188H50V187H48ZM50 188V189H51ZM62 188V187H61ZM85 188V187H84ZM94 188V187H93ZM92 188V189H93ZM101 188L102 187H100L99 189L101 190ZM108 188V187H107ZM111 188H112V186H111ZM117 188H119V187H117ZM121 188H123V187H121L120 186V191H116L115 190V194H114V192L112 193L114 196H118L119 194H120V192H122V193H124L125 192V190H123V189H121ZM132 188V187H131ZM226 188V187H225ZM37 189V188H36ZM39 189V188H38ZM43 189V188H42ZM41 189V190H42ZM55 189V188H54ZM54 189L52 188V190L54 191ZM77 189H80V188H77ZM83 189V188H82ZM81 189V190H82ZM94 189H96V188H94ZM115 189V188H114ZM114 189H112L113 191H114ZM126 189V188H125ZM214 189V188H213ZM215 189V190H216ZM227 189V188H226ZM49 190V189H48ZM63 190H64V188H63ZM87 190H88V188H87ZM106 191H107V189H105ZM109 190H111V189H109ZM128 190V189H127ZM214 190V191H215ZM224 190V189H223ZM222 190V192L224 193V191ZM38 191V190H37ZM50 191V190H49ZM49 192L48 194H50V197L51 196H53V195H51L52 193H55L56 192V194H58V197L60 196V199H61V193H59V192H57L58 191V186H57V189L55 190V192ZM61 191V190H60ZM80 191V190H79ZM78 191V192H79ZM90 191V190H89ZM96 191H98V190H93L92 192H93V195L95 194L94 192H96ZM105 191V192H106ZM135 191H133V193H135ZM218 191H219V189H218ZM221 191V190H220ZM219 191V193H221ZM263 191V190H262ZM36 192V191H35ZM46 192V191H45ZM62 192V191H61ZM142 192V191H141ZM216 192V191H215ZM14 193H16V192H14ZM43 194H44V192H42ZM63 193V192H62ZM80 193V192H79ZM90 196H91V194L89 193V192H87ZM101 193L102 192H100L99 194L96 192V194H98L99 196H102L101 195ZM128 193H130V191L128 192ZM137 193V195H136V193L135 194H132V191H131V193L130 194H132L133 196L134 195H136L137 197H138V194ZM208 193V194H207ZM32 194H34V193H32ZM55 194V196H57ZM78 193H76L75 195H77ZM105 194H107V193H105ZM130 194L128 195V198L130 199V198H132V196L131 197H129L130 196ZM141 194V193H140ZM142 194H144V193H142ZM142 194L140 195V197H143L142 196ZM211 194H212V192H211ZM216 194V193H215ZM218 194V193H217ZM63 195H64V193H63ZM67 195V194H66ZM72 195V194H71ZM88 195V196H89ZM113 195H110V197L109 198H111ZM124 195V194H123ZM126 195V194H125ZM39 196V195H38ZM55 196H53L54 198H55ZM65 196V195H64ZM69 196V195H68ZM113 196V197H114ZM147 196V195H146ZM216 196V195H215ZM220 196V195H219ZM218 196V197H219ZM232 196H234V195H232ZM67 197V196H66ZM65 197V198H66ZM73 197H74V195H73ZM104 197H107V196H104ZM103 197V198H104ZM127 197V196H126ZM137 197H133L134 199L136 198L137 199ZM221 197H223V195L221 196ZM236 196H234V197H232V199L233 198H235ZM52 198V197H51ZM70 198V197H69ZM93 198V197H92ZM92 198L91 197H89L88 199H91V200H88L89 202L91 201V203L93 202V200H92ZM96 198V197H95ZM99 198V197H98ZM103 198H101V199H103ZM108 198V199H109ZM127 198V199H128ZM132 198V199H133ZM139 198V197H138ZM216 198H217V196H216ZM238 198V197H237ZM60 199H58V200H60ZM71 199H72V196H71ZM100 199V200H101ZM123 199V198H122ZM126 199V200H127ZM128 199V202L130 201ZM134 200L135 202L138 200ZM143 199H144V197H143ZM142 198H139V200H143ZM223 199V198H222ZM241 199V198H240ZM52 200V199H51ZM63 200H64V198H63ZM99 200V201H100ZM150 200V199H149ZM151 200V201H152ZM219 200V199H218ZM230 200V199H229ZM52 201H54V200H52ZM51 201V202H52ZM56 201V200H55ZM95 201V200H94ZM98 201V202H99ZM116 201H118V197H114L113 198V201H109V202H106L105 203V205H106V207H104V208H102L101 207V209H98V210H101V212H105V215L104 216H99L100 218L99 219H101L102 220V222H104V223H106L107 222V217H106V214H112L113 212H112V208H111V206H110V210L108 209L109 207V203H113V202H116ZM121 201H124V200H121ZM132 201V200H131ZM130 201V202H131ZM133 201V202H134ZM145 201V200H144ZM216 201V200H215ZM220 201V200H219ZM58 202V201H57ZM60 202V201H59ZM62 202V201H61ZM60 202V203H61ZM64 202V201H63ZM134 202V203H135ZM222 202V201H221ZM84 203V202H83ZM94 203L95 202H93L92 204L94 205ZM102 203V202H101ZM118 203V202H117ZM120 203V202H119ZM126 203V202H125ZM132 203V202H131ZM137 203V202H136ZM65 204H67V203H65ZM65 204H63V205H65ZM96 204H97V202H96ZM156 204H159V203H156ZM225 204V203H224ZM224 204H222V205H224ZM90 205V204H89ZM121 205V204H120ZM134 205V206H135ZM67 206V205H66ZM82 206V205H81ZM103 206V205H102ZM30 207V206H29ZM37 207V206H36ZM53 207H55V206H53ZM52 206L50 207V209L51 208H53ZM57 207V206H56ZM65 207V206H64ZM86 207V206H85ZM89 207V206H88ZM97 207H98V205H97ZM128 207V206H127ZM227 207V206H226ZM59 208V207H58ZM57 208V209H58ZM63 208V207H62ZM83 208V207H82ZM87 208V207H86ZM131 208H132V206H131ZM67 209V208H66ZM91 209V208H90ZM118 209H120V211H117ZM133 209V208H132ZM35 210V209H34ZM33 210V211H34ZM64 210V209H63ZM30 211V210H29ZM116 211H117V214H116ZM122 211H124L125 212V214H124V212H122ZM31 212V211H30ZM65 212V211H64ZM77 212V211H76ZM120 212V213H119ZM135 212H138L137 214L135 213ZM251 212V211H250ZM256 212V211H255ZM260 212V211H259ZM63 213V212H62ZM66 213V212H65ZM68 213V212H67ZM67 213H66V215H67ZM135 213V214H134ZM177 213H180V214H177ZM104 214V213H103ZM102 214V215H103ZM253 214V213H252ZM255 214V213H254ZM41 215V214H40ZM62 215V214H61ZM65 215V216H66ZM98 215H99V211H98ZM51 216V215H50ZM34 217V216H33ZM40 217V216H39ZM44 217V216H43ZM63 217V216H62ZM91 217L93 218V216L91 215ZM94 217H97V216H94ZM110 217V216H109ZM111 217V218H112ZM52 218H54V215H53V217ZM51 217L49 218L51 221H49L48 222V224H47V232H52L51 234H53V233H55L54 235H56V236H54L55 237V240L54 241H56L57 240V237L59 236V234H60V232H59V234H58V232H57V228L58 227H56L55 226V221H52L53 219H52ZM31 219H32V217H31ZM34 219V218H33ZM87 219H89V218H87ZM91 219V218H90ZM93 219H95V218H93ZM92 219V220H93ZM98 219V218H97ZM69 220V219H68ZM185 220H190V221H192V226H188V225H186V226H188V228L189 227H195V229H191V231L189 230H186L187 232H185L184 230H185V228H184V230H183V223L185 224ZM62 221V220H61ZM65 221V220H64ZM182 221V222H181ZM88 222V221H87ZM90 222H92V221H90ZM90 222H88V224H90ZM178 222V223H177ZM179 222H181L180 224H179ZM189 222V221H188ZM187 222V223H188ZM222 222H223V225L225 226V224H224V222H230V223H232V222H235V223H237V228L238 229H236V232L235 231H233V230H229V231H224L223 230V228H222V230L220 229V227H219V224L221 223L222 224ZM36 223V222H35ZM94 223V222H93ZM104 223H102V224H104ZM186 223V224H187ZM83 224V223H82ZM107 224V223H106ZM178 224H179V226H178ZM229 224V223H228ZM57 225V224H56ZM223 225H221V226H223ZM230 225V224H229ZM236 224H231V226H235ZM62 226V225H61ZM103 226V225H102ZM107 226V227H106ZM120 226H123L124 228H122L121 227V229H119L120 228ZM182 226V227H181ZM230 226V227H231ZM85 227H88V226H86V224H85ZM126 227V228H125ZM241 228H244V230H242ZM61 229V228H60ZM203 229H205V230H203ZM227 229V228H226ZM235 229V228H234ZM118 230H121V231H119V232H115V231H118ZM59 231V230H58ZM191 232V233H192ZM219 232H224V233H222V234H220ZM227 232H229V234L227 233ZM41 233V232H40ZM39 233V234H40ZM98 233V232H97ZM96 233V234H97ZM201 233V234H200ZM43 234V233H42ZM41 234V235H42ZM48 234H50V233H48ZM117 234V235H116ZM36 235H38V234H36ZM224 235V236H223ZM232 235L230 234V236L232 237ZM49 236V235H48ZM53 236V235H52ZM253 236V237H254ZM233 237H234V235H233ZM252 237V238H253ZM53 238V237H52ZM183 240V241H182ZM187 240V239H186ZM189 241V240H188ZM64 242V241H63ZM113 242V241H112ZM111 242V243H112ZM192 242V241H191ZM184 243H187V242H184ZM202 243V244H201ZM214 244H219L218 246H215ZM64 245V244H63ZM102 245V246H101ZM100 246L101 247H103V245L104 244H101ZM180 245V244H179ZM182 245H183V243H182ZM181 245V246H182ZM187 245V244H186ZM186 245H184L185 246V248H186ZM238 245V244H237ZM37 246V245H36ZM42 246V245H41ZM181 246L179 247V248H181ZM183 246V247H184ZM188 246L190 247V244H188ZM187 246V247H188ZM193 246V245H192ZM204 246V245H203ZM207 246V245H206ZM182 247V248H183ZM188 247V248H189ZM231 247H233V248H231ZM91 248V247H90ZM177 248V247H176ZM181 248V249H182ZM187 248V249H188ZM35 249V248H34ZM93 249V248H92ZM180 249V250H181ZM230 249L231 250H233V251H230ZM91 250V249H90ZM183 250V249H182ZM181 250V251H182ZM196 250H197V248H196ZM107 251V250H106ZM181 251H180V253H181ZM188 251V250H187ZM209 251V250H208ZM216 251V250H215ZM198 252V251H197ZM199 253V252H198ZM200 254V253H199ZM218 254V253H217ZM52 255V254H51ZM210 256H212V255H210V254H208L207 256H206V258H208V257H210ZM217 256V255H216ZM188 257V256H187ZM214 257V256H213ZM65 258V257H64ZM204 258V257H203ZM107 259L108 260H111L112 259V255H109V256H107ZM218 259V258H217ZM220 259V260H221ZM218 261V260H217ZM216 261V262H217ZM186 262V261H185ZM188 262V261H187ZM186 262V263H187ZM189 262H191L190 261V259H189ZM192 262H193V259H192ZM215 261L213 262V263H216ZM219 262H221V261H219ZM211 263V262H210ZM222 263V262H221ZM224 263V262H223ZM64 264V263H63ZM183 264V263H182ZM195 264V263H194ZM204 264V263H203ZM219 264V263H218Z\"/></svg>",
    "mask_w": 264,
    "mask_h": 264
}]
</instances>
